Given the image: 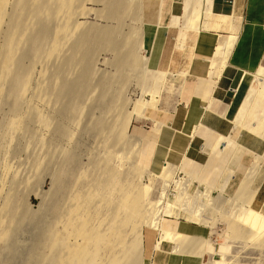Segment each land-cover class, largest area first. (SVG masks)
Masks as SVG:
<instances>
[{
	"label": "rangeland",
	"instance_id": "374dc122",
	"mask_svg": "<svg viewBox=\"0 0 264 264\" xmlns=\"http://www.w3.org/2000/svg\"><path fill=\"white\" fill-rule=\"evenodd\" d=\"M14 2L11 4L12 0H8V3H7V7L5 8V11H4V14L6 16V18H4V20L2 22H5V23H1L0 26H2V31L0 29V51L2 50V47H3V42L2 40L3 37H1L3 35V33L5 34L6 30L4 28H9V25L13 22H15L14 20H19L20 22H22V20H20L19 18H21L22 16H24V12L26 13L30 11V13H26L28 16H32V18H30V20L37 18L35 19L37 21L33 22V24H39L38 22H40V26L37 25V26H33V27H36V30H34L35 28H33L32 26H30L31 24L27 25L29 26V28H32L31 30V34L27 33V36L23 35L24 39L27 41H22L21 42V45L22 47H17L16 46V49L17 51H20L21 53H17L16 49H15V61L14 62H18V63H15L18 64L19 66H15L13 68V66H11V68L13 69H10V72L12 73H15L14 75L13 74H10L8 75V77H11V78H8L3 80L0 78V134H3V135H0V264H46V261H44L45 259H47V257L50 255L49 253L51 252V248H50V237H48V235L51 234V232H55L56 234V238H59L61 239V241L65 242L64 244L65 245H68V246H71L73 244H78L80 243V239H78L79 237H77L75 234L76 232V229H77V226L79 225V219L81 218H84V219H87V223L89 224L88 228L89 229H92V230H97L100 232L99 233H105L107 234L108 231L105 229H107V226L108 228H110L112 226H115V224H111L112 220H114L117 215H119V212L117 213V211H114L115 209V202L117 201V199L119 198L118 196H120L119 194L121 193V189H125V186H127L130 190H134V191H137V190H140L141 189V186H145V185H148L149 181H150V184L148 186H150V191L148 192V194L146 195V200L142 199V202H144L143 204H146L147 203V200H148V197L150 198L149 200L150 201H153V197L154 199H156V195H158V192L160 190V182L157 181V179H150V167H149V163H150V160L151 159V155L154 154L155 150H156V146H157V143L154 142V144L152 145H149V149L150 151H148L149 155H144L143 157H140L137 155L136 157V148L134 147H137L138 149V146L135 145L134 146V143L132 146H130L131 144H129L128 142V137L129 136V139H140V150L142 149H145L144 147V143L145 141L142 142L141 137L142 135H147V132L151 129L152 126V122L150 120H144V119H133L129 126L126 128V131H125V140L124 142L123 141H118L120 143H112V142H116L115 140H112L114 138V134H113V131L112 132H108V130L105 131L104 129V135L102 133V130L99 126L101 125L102 127L105 125L106 128L107 126L109 127V125H113L115 122L116 124H118V117L116 118L117 115L116 112H118L117 114H119V111H121V109L124 111V112H127V111H130L132 110L133 108V101L136 100L137 98H139V94H140V91H142L146 84V88H147V85L149 87V85L151 84L150 80H148L150 78V76H148L147 74L143 76H138V75H141L140 73L138 72H135V73H132V72H124V71H121L122 69L121 68H118L116 70L117 67H119V60H120V56L123 54V51L122 49L120 51H122V54L120 53V55L118 54V51H116L115 47H114V43L116 44V42L112 41V38L113 37V34H114V31L116 32V29H117V33H118V30L120 29V33H118V35H120L121 37H125L124 34H126L125 32H128V29L129 27L134 26V28H138L139 26L137 25L135 27V25H131L130 24V16L128 14L129 17L127 18L126 16H124L125 18H122L124 20H122L120 17L118 18L119 19V22L121 20V22H124V27H122V24L120 22L119 26H118V21H117V18L115 16H112V14H110L111 12V5L110 6V3L108 4L109 1H106V0H103V1H97L98 3L95 2V0H79L80 1V4L81 6L79 7L80 4H78L79 2L75 1L74 5H73V9L72 11L75 13L73 15V12H72V17L70 18L69 20V24H66V26L68 25V30L71 29L72 27V30L71 31H67L68 33V37L66 36L67 34H64L66 37H64V35H62V40H61V37L60 39H58V45L60 44L61 45V50L63 53H59L57 56L55 55V57L48 59L50 61V63L46 62V59H45V56L43 55V58L45 59L43 61V59L38 56L39 53L37 54V49H35L34 51L36 52H33L32 50L34 48H36V43H34L33 45V41L32 39H35V40H38V36H41V34L43 32H45L44 34L47 33V30L48 31H51V28H56V26L58 25V23L60 24L62 21L61 19L59 20L58 18L61 16H59L58 19L59 21L61 22H57V25L55 24L54 26L52 24H54V21L56 20L55 17L52 19L51 17V20L52 22H50L51 20L47 17L50 16V7H45V6H49L51 3H53L54 1L53 0H47L46 1V4L44 3V9L46 8L47 11L49 12L48 16H37L35 17L34 16V13L32 10V7L33 9H37V5L39 2L41 3V1H37L35 2V0L32 2L31 0H28L30 1L29 3L27 2V5L28 7H26L25 9H22V10H26V11H22L20 9V2H22L20 0V2H17L15 0H13ZM44 1V0H43ZM49 1V2H48ZM85 1V2H84ZM87 1V2H86ZM111 1V0H110ZM119 0H115L114 2H117ZM122 4L125 5L124 1L121 0ZM131 1V0H130ZM130 1H128L130 3ZM16 2V3H15ZM38 2V3H37ZM102 2V3H101ZM107 2V3H106ZM124 2V3H123ZM133 2H135V0H132V4ZM141 22L143 23V25L145 24V19H144V10H145V6H146V3H148V5L146 6L147 8H152V9H155L156 8V5H157V0H149L147 2V0H141ZM173 2H179V0H173ZM19 3V4H18ZM32 6H30L31 4ZM39 3V4H40ZM130 3V4H131ZM14 4L15 7H13L12 5ZM29 4V5H28ZM35 4V6H34ZM38 4V6H39ZM55 4V3H54ZM84 4V5H83ZM17 5H18V9H17ZM77 5V6H76ZM83 5V8H81ZM12 6V8H11ZM53 6V5H51ZM78 9H77V8ZM109 7V8H108ZM82 10H81V9ZM106 8V9H105ZM29 9V10H28ZM31 9V10H30ZM76 9V10H75ZM14 12L12 13L13 15L15 14V16H18L16 15L18 12L20 13L22 11V13L19 14L18 18H13L15 16H12V14H10V12ZM18 10V12H17ZM79 10V11H77ZM105 10V11H104ZM76 11V12H75ZM80 11L82 12L80 14ZM85 11V12H84ZM110 11V12H109ZM31 13H33V15H31ZM77 13V14H76ZM12 17H10V15ZM47 14V13H46ZM79 14V15H78ZM96 14V15H95ZM21 15V16H20ZM26 15V16H27ZM112 17H111V16ZM3 16V17H5ZM41 16V18H40ZM106 16V17H105ZM109 16L111 18H109ZM25 17V16H24ZM45 20H44V18ZM104 17V18H103ZM108 17V18H107ZM9 18V19H7ZM12 20H11V19ZM28 18L25 20H23L24 23H22L21 25H24V27H22L21 29L24 28V32L27 30L28 27L25 26V23L26 21H30L28 20ZM43 18V19H42ZM115 18V19H114ZM23 19V18H21ZM40 19L42 21H40ZM109 21H108V20ZM8 20H11L8 24L7 21ZM17 20V22H18ZM54 20V21H53ZM56 20V21H58ZM129 20V21H128ZM55 21V22H56ZM144 21V22H143ZM43 22V23H41ZM52 23V24H51ZM73 23H76V27H74ZM8 25V27H5L6 25ZM46 24V25H45ZM52 25L51 28H49L50 26ZM87 25V24H90V25H87L86 27L84 26ZM127 24V25H126ZM5 25V26H4ZM13 25L14 23L12 24L11 26V29L13 28ZM46 26L47 28L44 29L46 31H44V29L40 30L41 26ZM70 25V26H69ZM94 26V29H93V26ZM96 25V26H95ZM116 25V26H115ZM126 25V26H125ZM131 25V26H130ZM89 26V27H88ZM104 26V27H103ZM116 28V29H112L111 28ZM85 27V28H84ZM107 27V28H106ZM118 27V28H117ZM121 27V28H120ZM28 28V31H30V29ZM40 28V29H39ZM90 28V29H89ZM97 30H96V29ZM100 28V29H99ZM106 28V30L104 29ZM111 28V29H109ZM126 28V29H125ZM20 29V28H19ZM38 29L40 31H38ZM74 29V30H73ZM80 29V30H79ZM93 29V30H92ZM9 30V29H8ZM34 30V31H33ZM77 30V32H76ZM84 30V32H83ZM87 30V31H86ZM90 30V31H89ZM103 30V31H102ZM113 30V31H112ZM139 30V29H138ZM75 33H74V32ZM94 31V32H93ZM100 31V32H99ZM105 31V32H104ZM18 32V31H17ZM34 34H33V33ZM38 35H36L35 34ZM40 32H42L40 34ZM79 32V33H78ZM104 32V33H103ZM122 32V34H121ZM7 33V32H6ZM49 33V32H48ZM47 33V35H45L44 37L41 36L42 38L39 37V39L41 40V43H43L41 45L42 49H44V46L45 48L48 47V39H49V34ZM66 33V32H65ZM73 33V35L71 34ZM93 33V34H92ZM97 33V34H96ZM40 34V35H39ZM75 34V35H74ZM83 34L85 36H83ZM99 34H101L99 36ZM32 35L34 36L32 37ZM82 35V36H81ZM90 35V36H89ZM98 35V36H97ZM117 34H115V36L117 37L118 36ZM30 36V37H28ZM37 36V37H36ZM70 36V37H69ZM102 36V37H101ZM118 36L117 38L120 39L121 37ZM48 39H47V38ZM73 37V38H72ZM79 37L80 38V41H79ZM84 37H86L87 39H85ZM93 37V38H92ZM31 38V39H30ZM37 38V39H36ZM116 38V39H117ZM121 38V39H123ZM134 38L133 40L136 41V37H132ZM132 38H131V41H132ZM20 39V38H19ZM44 39V40H43ZM65 39V40H63ZM78 42H77V40ZM84 39V41H83ZM94 39V40H93ZM117 39V40H118ZM120 39V41H121ZM22 40V39H21ZM20 40V41H21ZM32 40V41H30ZM47 41L46 43H44V41ZM83 43H82V41ZM64 41V42H62ZM70 41V42H69ZM75 42L76 44H78L76 46H74V43ZM25 42V43H24ZM61 42V43H60ZM86 42V43H85ZM3 43V44H2ZM38 44H40V42L37 41ZM118 43V41H117ZM128 44L130 45L129 41H128ZM17 45H20V42L17 44ZM33 45V46H32ZM36 45V46H35ZM59 45V46H60ZM63 45V46H62ZM65 45V46H64ZM73 45V47H72ZM2 46V47H1ZM32 46V48H31ZM35 46V47H34ZM58 46V47H59ZM82 46V47H81ZM30 47V48H29ZM34 47V48H33ZM76 47H79V49ZM84 47V48H83ZM68 48V49H67ZM73 48V49H72ZM75 48V49H74ZM19 49V50H18ZM21 49V50H20ZM24 49V50H23ZM27 49V50H26ZM72 49V50H71ZM83 49V50H82ZM59 50V48H58ZM64 50V51H63ZM77 50V51H76ZM29 53H28V52ZM44 50H42L43 52ZM46 51V50H45ZM66 51V52H65ZM75 53H73V52ZM89 51V52H88ZM1 53L0 52V58H1ZM32 54L33 55V59H34V56H36L35 54H37V56L39 57L38 60L40 59V62L39 61H36L37 64H34L36 65L35 67H33V65H31L32 67H30V63H31V57H29L30 55L29 54ZM35 53V54H33ZM41 53V52H40ZM68 53V54H67ZM84 53L85 56L82 54ZM89 53V54H88ZM140 53V54H139ZM23 54V55H22ZM42 54L44 53H41L40 55L42 56ZM62 54V55H61ZM76 54L77 57H76ZM83 57H81L80 55ZM138 54L139 56H146L147 55V51L146 49H140L138 51ZM28 55V56H27ZM31 55V56H32ZM21 56H23L21 58ZM36 56V57H37ZM53 56V55H52ZM75 56V57H74ZM80 56V57H79ZM87 56L89 59H87ZM73 57V58H72ZM92 57V58H91ZM25 58V59H24ZM50 58V57H49ZM59 58V59H58ZM63 58V59H62ZM67 58V59H66ZM72 58V59H71ZM32 59V61H33ZM37 58H35L34 60H36ZM69 59H71L69 61ZM90 59L92 61H90ZM1 60V59H0ZM26 60V61H25ZM62 60V61H61ZM64 60V61H63ZM68 60V61H66ZM44 62L45 64H51L46 66L45 67V64L44 63H41V62ZM51 61H56L55 63L54 62H51ZM61 61V63H60ZM67 64H66V62ZM71 61H73V64H70ZM78 61V62H77ZM85 61V62H84ZM89 63H88V62ZM20 62V63H19ZM30 62V63H29ZM41 63L42 65H44V68L46 69H42L43 66L41 64H38ZM71 65H69L68 64ZM77 62V64H76ZM87 62V63H86ZM92 62V63H90ZM60 63V64H59ZM79 63V64H78ZM33 64V62H32ZM46 64V65H47ZM58 64V65H57ZM62 64V65H61ZM64 64V65H63ZM85 64V66H84ZM29 70L30 68H32L33 70L31 71V73H33L31 75V73H29L30 71L27 70L26 73H24L23 71H26L25 70V67H22L24 66ZM79 65V66H78ZM89 65V66H88ZM93 65V66H92ZM60 66V67H59ZM67 66V67H66ZM76 66V67H75ZM92 66V68H91ZM18 67V68H17ZM42 67V68H41ZM49 67V68H48ZM69 67V68H68ZM72 67V69H71ZM75 67V68H74ZM17 68V69H16ZM23 68V69H22ZM54 70H53V69ZM56 68V69H55ZM61 69V72L59 71V69ZM65 68V69H64ZM68 68V69H67ZM86 70H85V69ZM90 68V69H88ZM151 68V67H150ZM21 69H22V72H21ZM41 69L43 71H41ZM58 69V70H57ZM74 69V70H73ZM98 69V70H97ZM12 70V71H11ZM17 70V71H16ZM20 70V71H18ZM31 70V69H30ZM40 70V71H39ZM66 73L64 75V73ZM91 70V71H90ZM93 70V72H92ZM96 70V72H95ZM103 70V71H102ZM117 72H116V71ZM39 74L42 73V72H47L48 74H45V73H42L44 75H42V78L45 79L44 77H47L46 78L47 80H43L40 76L41 74L39 75V79H37L38 77V72ZM54 71V72H53ZM58 71V72H57ZM69 71H70V74H69ZM84 71V72H83ZM90 71V72H89ZM50 72V73H49ZM52 72V73H51ZM57 72V73H56ZM72 72V73H71ZM100 72V73H99ZM110 72V73H108ZM116 72V73H115ZM54 73V74H53ZM56 73V74H55ZM74 73V75H73ZM99 75H97V74ZM103 73V74H102ZM107 73V74H106ZM24 74H26V77H30L32 79L28 80L26 77V80H27V85H26V89L24 91V89L21 90L20 86L21 85H18L20 84V81L21 80H25L24 78H22ZM28 74V75H27ZM52 74V75H51ZM63 76H62V75ZM79 74V75H78ZM88 74V75H86ZM94 74V75H93ZM114 74V75H113ZM30 75V76H29ZM34 75V76H33ZM47 75V76H46ZM58 75V76H57ZM61 75V76H60ZM93 75V76H91ZM112 75V76H110ZM20 76V78H17V77ZM44 76V77H43ZM53 76V77H52ZM66 76V77H65ZM87 76V77H86ZM95 76V77H94ZM98 76V77H97ZM100 76V77H99ZM107 76H109L108 78H106ZM146 76V77H145ZM15 77V78H13ZM51 77V78H50ZM56 77V78H54ZM59 77V79H57ZM62 77V78H61ZM71 77V78H70ZM81 77V78H80ZM83 77H85L86 79H84ZM143 77V78H142ZM40 78L43 80V84L40 85L38 84L39 81H40ZM55 80H54V79ZM69 78V79H68ZM93 78V79H92ZM61 79V80H60ZM67 79V80H65ZM72 79V80H71ZM80 79V80H79ZM104 79V80H103ZM177 83H176V76L175 75H168L166 76L165 80H164V84L163 86L161 87V90L160 91V95L158 98V103H157V109H147L145 111V114L154 120L157 119V118H162L164 117V115H168L169 111L171 110V108L173 106H175L176 104V85L179 83V80L180 78H177ZM250 79V78H249ZM36 80H39L36 82ZM52 80V81H51ZM145 80V81H144ZM7 81V82H6ZM11 81V82H9ZM29 81V83H28ZM45 81V82H44ZM54 81V83H53ZM69 84H68V82ZM83 81H84V85H83ZM2 82V83H1ZM19 82V83H17ZM42 82V81H41ZM60 82V83H58ZM109 82V83H108ZM5 83V84H4ZM39 86V87H34V86H37L36 84ZM49 83V84H48ZM52 83V84H50ZM67 84L66 85H64ZM80 83V84H79ZM91 83V84H90ZM106 83V84H105ZM148 83V84H147ZM46 84V85H44ZM58 84V85H57ZM60 84V86H59ZM86 84V85H85ZM89 84V86L87 85ZM101 84V85H100ZM108 84V85H107ZM5 85V86H4ZM10 87H9V86ZM18 85V87L16 86ZM69 85L70 87L72 88H69ZM75 85V86H74ZM77 85V86H76ZM79 85V86H78ZM81 85V87H80ZM93 85V86H92ZM110 85V86H109ZM116 85V86H115ZM48 86V87H47ZM51 86V87H50ZM54 86V87H53ZM56 86V87H55ZM63 86V89L62 87ZM97 86V87H95ZM101 86L99 89L98 87ZM111 88L109 89L108 88ZM245 86V85H244ZM40 87L44 88L42 89L43 91H45L46 94H43V95H39L41 93H43L41 90L39 92V89ZM60 87V89H59ZM67 87V88H66ZM85 89H83V88ZM92 87H95V88H92ZM16 88V89H15ZM19 88V89H18ZM30 88V89H29ZM39 88V89H38ZM47 88V89H46ZM49 88V89H48ZM81 90H80V89ZM88 88V89H87ZM105 88V89H104ZM117 88V89H116ZM120 88H121V91H120ZM143 88V89H141ZM4 89V90H3ZM11 89V90H10ZM34 89V90H33ZM35 89H37V91H35ZM57 89V90H56ZM59 89V90H58ZM116 89V90H115ZM10 90V91H9ZM19 90V91H18ZM33 90V92H32ZM72 90H74L72 92ZM77 90V91H76ZM90 90V91H89ZM97 90V91H96ZM107 90V91H106ZM109 90V91H108ZM5 91V92H3ZM14 91V92H13ZM21 91H23L24 93H20ZM57 91V93L55 92ZM62 91V92H61ZM64 91V93H63ZM118 91V92H117ZM18 92H19V96H18ZM39 92V94L37 93ZM76 92V93H75ZM84 92H87L84 94ZM97 92V93H96ZM99 92V93H98ZM110 92V93H109ZM126 92V93H125ZM243 92H244V87H243ZM2 93V94H1ZM4 93V94H3ZM74 93V94H73ZM105 93V94H104ZM116 93V95H115ZM132 93V94H131ZM35 94H37L39 96H35ZM58 94V95H57ZM84 94V95H82ZM118 94V95H117ZM32 95V96H30ZM47 97H46V96ZM53 95V96H52ZM68 95V97H67ZM75 97H74V96ZM82 95V96H81ZM94 95V96H93ZM106 95V97L104 96ZM125 97H124V96ZM243 95V93H242ZM22 96V97H21ZM42 96L43 98L46 97V101H48V103H51L50 104H46V101H42ZM45 96V97H44ZM53 98H52V97ZM72 96V97H71ZM85 96V97H84ZM90 96V97H89ZM97 96V97H96ZM33 98V99H30ZM35 97V98H34ZM38 99H37V98ZM63 97V98H62ZM82 97V98H81ZM100 97V98H99ZM123 97V98H122ZM19 98V99H18ZM21 98V99H20ZM23 98V99H22ZM42 98V99H40ZM48 98V99H47ZM49 98H50V101H49ZM57 98V99H56ZM96 98V99H95ZM115 98V99H114ZM116 98L118 100H116ZM149 97H145V99H148ZM18 99V100H17ZM37 99V100H36ZM61 99V100H60ZM78 99V100H77ZM82 99V101H81ZM122 99V100H121ZM128 99V100H127ZM132 99V101H131ZM40 100V102L38 101ZM58 100V101H56ZM71 100V101H69ZM90 100V101H88ZM120 100V101H119ZM125 100V101H124ZM18 101V103H17ZM62 103H61V102ZM65 101V102H64ZM67 101V102H66ZM112 101V102H110ZM117 101H119V105L117 103ZM128 101H131L130 103ZM256 101L258 102V107H257V112L255 115H252L251 119L253 122H251V119L246 123L244 124L243 127H239L237 129V131H234L233 128H232V132L230 134L233 133L234 131V134L231 135V138L234 139L235 142H237L238 144L244 146L246 149L252 151L253 153V156L252 155H248L245 163L243 165H248V163H251L252 162V157L253 158V162L255 160V164L258 165V168H257V171H256V175H255V180H254V186L253 187H257L258 186V189H257V192L255 194V199L257 201H259L261 203L260 205V211H262L264 213V174L262 172H264V137H262V135L264 136V98L259 95L257 98H256ZM29 102V103H28ZM44 102L45 105L42 106V103ZM55 102V103H54ZM84 102V104H82ZM92 102V103H90ZM95 104H94V103ZM99 102V104H98ZM101 102V103H100ZM110 104H109V103ZM123 102H128L127 104L126 103H123ZM32 103V104H31ZM41 103V104H40ZM43 103V104H44ZM108 103V104H107ZM113 103V105H112ZM124 105H123V104ZM30 104V105H29ZM63 104V105H62ZM67 104V105H66ZM120 104H122V106L119 108ZM86 105V106H85ZM106 105V106H105ZM108 105V106H107ZM22 106V107H21ZM29 106V107H28ZM32 106H35L36 108L38 107V110L41 109L39 112V114H41L42 112V115H45L44 118L42 117V121L39 123H37V114H38V110L35 111L37 114L35 115V112H34V108L32 110ZM49 108H48V107ZM68 106V107H67ZM79 106V107H78ZM89 109H88V107ZM104 106V107H102ZM117 106V107H116ZM125 106V107H123ZM43 107V109H42ZM82 109H81V108ZM94 109H93V108ZM115 107V108H114ZM123 107V108H122ZM128 107V108H127ZM60 108V109H59ZM87 108V109H86ZM109 108V109H107ZM160 108V109H159ZM9 109V110H8ZM28 109V110H27ZM49 109V110H48ZM63 109V110H62ZM81 109V110H79ZM97 109V110H96ZM104 109V110H103ZM111 109L113 110V114L111 112ZM117 109V110H115ZM127 109V111H125ZM16 110V111H15ZM43 110V111H42ZM85 110V111H84ZM109 112L107 114V112ZM19 111V112H17ZM64 111V112H63ZM87 111V112H86ZM91 111V113L89 112ZM167 111V112H166ZM30 112V113H29ZM32 112H34L33 114H31ZM44 112V113H43ZM57 112V113H56ZM62 112V113H61ZM82 112V113H81ZM86 112V114H85ZM100 112V113H99ZM105 112V113H104ZM10 113V114H9ZM93 113V114H92ZM99 113V114H98ZM104 113V114H103ZM3 114V115H2ZM12 114V115H11ZM19 114V115H18ZM24 114V115H23ZM26 114V115H25ZM83 114V115H82ZM112 114V115H111ZM16 115L17 118H21L20 119V122L18 124V122H16V126H18L17 128L15 126H11L12 130L10 129V125L8 126V123L9 121ZM21 115V116H20ZM48 115V116H47ZM85 115V116H84ZM93 115V116H91ZM103 119H102V117ZM104 115V116H103ZM2 116V117H1ZM3 116H4V119H3ZM34 119H32V117ZM35 116V117H34ZM63 116V117H62ZM46 117V118H45ZM48 117V118H47ZM91 117V118H90ZM115 117V118H113ZM36 118V120H35ZM61 118V120H60ZM75 118H76V121H75ZM95 118V119H93ZM113 118V119H111ZM254 118V119H253ZM8 119V121H7ZM14 119V118H13ZM31 119V121H30ZM45 119L46 122L43 120ZM68 119V120H67ZM72 119V120H70ZM102 119V120H101ZM111 119V120H110ZM118 119V120H117ZM34 120V121H33ZM48 120V122H47ZM50 120V121H49ZM100 120V121H99ZM105 120V122H104ZM158 120V119H157ZM45 123H44V122ZM57 121V122H56ZM98 121L100 123H98ZM107 121V122H106ZM110 121V123L108 122ZM112 121V122H111ZM160 121V120H159ZM43 122V124H41ZM105 124H104V123ZM33 123V124H32ZM76 123V124H75ZM87 123V124H85ZM7 127H6V125ZM18 124V125H17ZM37 124V125H36ZM45 124V125H44ZM53 124V125H52ZM73 124V125H72ZM75 124V125H74ZM90 124V126L88 125ZM104 124V125H103ZM26 125V126H25ZM51 126V128L49 127ZM65 126V127H64ZM86 126V127H84ZM93 126V127H92ZM98 126V127H97ZM233 126V125H232ZM4 127V128H3ZM29 127V129H28ZM43 127V128H42ZM61 127V128H60ZM64 127V128H63ZM82 127V128H81ZM17 130H16V129ZM37 128V129H36ZM55 128V129H54ZM97 129V130H94V129ZM3 129V130H2ZM7 129V130H6ZM13 129H15L13 131ZM48 129V130H47ZM54 129V130H53ZM88 129V130H87ZM23 130V131H22ZM30 130V131H29ZM53 130V131H52ZM93 130V131H91ZM101 130V132L99 131ZM17 131V132H16ZM25 131V132H24ZM51 131V132H50ZM55 131V132H54ZM61 131V132H60ZM90 131V132H89ZM97 131L98 133H100L98 136H97ZM152 131V130H151ZM12 132V133H11ZM37 132V133H36ZM40 132V133H39ZM66 132V133H65ZM73 132V134L71 135L70 133ZM86 132V133H85ZM106 132V134H105ZM13 135H11V134ZM54 133V134H53ZM58 133V134H57ZM93 133H94V136H93ZM110 133V134H108ZM152 133H154L152 131ZM7 134V135H5ZM37 134V135H36ZM49 134V135H48ZM56 134V135H55ZM66 134V135H65ZM96 134V135H95ZM58 135V136H57ZM69 135V136H68ZM91 135V136H90ZM101 135V136H100ZM68 136V138H67ZM93 136V137H92ZM106 136V137H105ZM108 136V137H107ZM110 136L112 138H110ZM139 136V137H138ZM2 137V138H1ZM10 137V138H9ZM105 139H104V138ZM133 137V138H132ZM146 136L142 137L143 139L145 138ZM262 137V138H261ZM6 138V139H5ZM40 138V139H39ZM60 138V139H59ZM71 138V139H70ZM102 138V139H101ZM37 139V140H36ZM47 139V140H46ZM58 139V140H57ZM98 139V140H97ZM263 139V140H262ZM39 140V141H38ZM60 140V141H59ZM104 140V141H103ZM109 140V141H108ZM36 141V142H35ZM49 141V142H48ZM102 141H103V144H102ZM108 141V142H106ZM38 142V143H37ZM54 142V144L52 145V143ZM99 142V143H98ZM105 142L107 144H105ZM7 143V144H6ZM46 143V144H44ZM48 143V144H47ZM51 143V144H49ZM64 143V144H63ZM77 143V144H76ZM95 143V144H94ZM98 143V144H97ZM124 143V144H123ZM57 144V145H56ZM60 144V145H59ZM76 144V145H75ZM105 144V146H104ZM112 144V145H111ZM114 144V145H113ZM117 144V145H116ZM129 144V145H128ZM137 144V143H135ZM45 145V146H44ZM52 145V146H51ZM61 147H59V146ZM108 145V146H107ZM116 145V147H114ZM121 145V146H120ZM42 146V147H41ZM50 146V147H49ZM118 146V147H117ZM133 148L131 149L130 147ZM59 147V148H58ZM65 147V148H64ZM82 147V148H81ZM93 147V148H92ZM107 147V148H106ZM110 147V148H109ZM126 147V149H125ZM40 148V149H39ZM48 148V149H47ZM88 148V149H87ZM99 148V149H98ZM101 148V149H100ZM122 148V149H121ZM130 148V150H128ZM45 149V151L43 150ZM54 149V150H53ZM72 149V150H71ZM76 149V150H75ZM96 149V150H95ZM109 151H112L114 150L113 152H109ZM111 149V150H110ZM32 150V151H31ZM41 150V151H40ZM49 150V151H48ZM65 150V151H64ZM68 150V151H66ZM90 150V151H88ZM127 150L128 153H126L125 151ZM135 150V151H132ZM39 153H38V152ZM43 151V152H42ZM47 151V152H46ZM85 151V152H84ZM94 151V152H93ZM122 151V152H121ZM129 151H131L129 153ZM50 152V153H49ZM66 152V154L64 153ZM81 152V153H80ZM83 152V153H82ZM97 152V153H95ZM104 152V153H103ZM109 152V153H107ZM121 152V153H120ZM125 152V153H124ZM42 153H43V157H42ZM73 153V154H72ZM80 153V154H79ZM85 153V155H84ZM90 153V154H89ZM101 153V154H100ZM120 153V154H119ZM131 153H135V155H132ZM34 154V155H33ZM41 154V156H40ZM48 154V155H47ZM75 154V155H74ZM102 154H106V155H102ZM110 156H108V155ZM118 154L117 157H115L116 155ZM124 154V156H123ZM128 156H127V155ZM47 155V156H46ZM76 155H79V156H76ZM88 155V156H87ZM114 155V156H113ZM131 155V156H129ZM35 156V157H34ZM71 156V157H70ZM91 156V157H89ZM97 156V157H96ZM101 156V157H100ZM107 158H106V157ZM122 156V157H121ZM135 156V157H134ZM259 156V157H258ZM261 156V157H260ZM34 157V159H33ZM38 159H37V158ZM70 157V158H69ZM77 157V158H76ZM81 157V158H80ZM96 159H95V158ZM99 157V158H98ZM105 159H104V158ZM111 160H108L109 158ZM114 157V158H113ZM129 157V158H127ZM136 159V161L133 159ZM228 157V154H224L223 155V158H227ZM258 158V159H255V158ZM43 158V159H41ZM51 158V159H50ZM55 158V159H54ZM90 159L87 160V159ZM122 158V159H121ZM131 158V159H130ZM73 159V160H72ZM92 159V160H91ZM116 159V160H115ZM33 160V161H32ZM81 160V161H80ZM118 160V161H117ZM122 160V161H121ZM126 160V161H125ZM131 160V161H130ZM92 161V162H91ZM97 161V162H96ZM101 161V162H100ZM104 161V162H103ZM107 161V162H106ZM109 161V163H108ZM116 161V162H115ZM133 161V162H132ZM169 163H172L170 162L169 160H167ZM70 162V163H69ZM76 162V163H75ZM90 162V163H89ZM94 162V163H93ZM107 165L106 167H104L105 165ZM111 162V163H110ZM121 162V163H120ZM124 162V163H123ZM128 162V164H127ZM36 163V164H35ZM74 163V164H72ZM81 163V164H80ZM100 163H102L100 165ZM108 163V164H107ZM174 163V162H173ZM7 164V165H6ZM33 164V165H31ZM79 165V166H76V165ZM90 166V164H92L90 167L87 166V165ZM123 164V165H122ZM57 165V166H56ZM99 165V166H98ZM110 167H109V166ZM133 165V166H132ZM252 164H250V167H251ZM7 166V167H6ZM67 166V167H66ZM69 166V167H68ZM77 168H76V167ZM103 166V167H102ZM116 166V167H115ZM118 166V167H117ZM139 166L141 167V169L139 168ZM33 167V168H32ZM37 167V168H36ZM61 167V168H60ZM83 167V168H82ZM85 167V168H84ZM87 167V173L85 171ZM95 167V168H94ZM98 167V168H97ZM109 167V168H108ZM113 169H112V168ZM124 167V168H123ZM133 167V168H132ZM139 168L140 170L138 169H135V168ZM2 168V170H1ZM4 168V169H3ZM57 168V169H56ZM71 168V169H70ZM73 168V169H72ZM90 168V170H88ZM97 168V170H96ZM105 169V170H108L106 171V174H105V171L101 170V169ZM260 168V170H259ZM30 169V171H29ZM56 169V170H55ZM263 169V170H262ZM79 170V171H78ZM95 170V171H93ZM116 170L117 173L113 172V171ZM123 171L124 170V173L120 171ZM133 170V171H132ZM135 170V171H134ZM143 170V171H142ZM259 170V171H258ZM56 171H57V174H56ZM69 171V172H68ZM78 171V173H77ZM100 171L103 173H100ZM131 171V172H130ZM160 171V168L158 170V172H155V173H159ZM33 172V173H32ZM55 172V173H54ZM59 172V173H58ZM81 172V173H80ZM113 172V176L116 175V177L118 176V178H115L110 175V173ZM129 172V173H127ZM135 172H137L135 174ZM141 172V173H139ZM142 172H144L142 174ZM149 172V173H148ZM218 171L215 170V173L217 174ZM8 173V174H6ZM60 173H64L63 175H61ZM84 173V174H82ZM86 173V175H85ZM88 173L90 174L88 175ZM96 173V174H95ZM108 173V174H107ZM115 173V174H114ZM215 173H211L210 175L208 174L207 176L204 175L202 173L203 176V182L205 183L204 185L203 184H199L196 180H192V182H189V176L188 175H185L183 172H180V171H176L175 174H174V180H179L181 181L182 183H185L187 182L185 188H186V192L189 196L191 197H195L193 195L197 194V192H203V190H205L204 186L206 185L208 188L212 189L209 193V200H216L215 201V204L216 202L219 204L220 207H218V204H217V207H211L210 205V209H208L209 211H212L209 213V216H207L208 218H206V215L204 216V218L207 220V222H212L213 224H216V225H211L212 227H210L209 224H204V225H198V224H195V223H190V222H187L185 221V217L183 214H181L180 216H176V212L177 213H180V211H177L176 210V205L174 206V210H172V217H167L168 219H171V220H175V221H178V222H181V223H184V224H189L191 225V229L195 230L196 227H200V230H202L203 234L201 236H198L200 238H204L205 242H208L207 244L205 245H208L209 244V247L206 246H202L203 248H206L203 250L204 253H202V257L201 259L199 260V263L200 264H264V235H259L261 239L258 235H254L252 233L251 235V232H253V229L249 228V230H247V228L245 226V224H243L242 222H240V224H237L239 223L238 221L239 220H236L237 218L235 217V215L237 214H234V210H236L238 208V206L240 207V205L242 206V201L241 200H238V201H235L233 200L234 197H233V192L236 188V183L238 181V179L241 177V172H237L236 173V177H234L232 179V181L230 183H227L226 182V187L224 189V192L222 189H220V185L219 184L218 186H216V184L214 183L216 179V174ZM3 176H2V175ZM17 174V175H16ZM40 176H39V175ZM56 174V175H55ZM81 174V175H79ZM95 174V175H94ZM105 174V175H104ZM125 174V175H124ZM148 174V175H147ZM244 174V173H242ZM260 174V175H259ZM6 175V176H5ZM53 175V176H52ZM85 175V176H84ZM109 175V176H108ZM129 175V176H128ZM134 175V176H133ZM192 175V174H191ZM212 175V176H211ZM245 175L247 176L246 180H245V185H243L242 187V190L240 192H242V195L244 196V191L247 187V184L250 180V175L245 173ZM258 175L260 176V178H258ZM14 176V177H12ZM16 176V177H15ZM55 176V177H54ZM80 178V179H78ZM94 176V177H93ZM102 176H104L105 178H103ZM108 176L109 178L111 177V187L113 188L114 187V190L111 188V187H107L106 188V185L107 184L106 180H108L109 178L106 177ZM128 176V177H127ZM136 176V177H135ZM140 176V177H139ZM23 177V178H22ZM85 177V178H84ZM95 177H98L100 179H96ZM127 177V178H126ZM135 177L136 179L134 180ZM148 177V179H147ZM6 178V179H5ZM17 178V179H16ZM53 178V179H52ZM83 178V179H82ZM89 178V179H87ZM122 178V179H121ZM130 178V179H129ZM133 178V179H131ZM177 178V179H176ZM76 179V180H75ZM86 179V180H85ZM94 181H93V180ZM118 181L119 183L117 184V182L115 181ZM118 179V180H117ZM5 180V181H4ZM21 180V182H20ZM23 180V181H22ZM25 180V181H24ZM79 180V181H78ZM85 182H84V181ZM101 182H105L104 184V188L99 185L100 184V181ZM112 180H114V182H112ZM127 180V181H126ZM129 180V181H128ZM133 180V181H132ZM139 180V181H138ZM149 180V181H148ZM159 180V179H158ZM217 180V179H216ZM261 180V181H260ZM78 181V182H77ZM82 181V182H81ZM87 181V182H86ZM89 181V182H88ZM110 179L108 180V183H109ZM123 181V182H122ZM133 183H132V182ZM135 181V182H134ZM17 182H19L17 184ZM76 182V183H75ZM81 182V183H80ZM84 182V183H83ZM97 184H96V183ZM116 182V183H115ZM152 182H153V185H152ZM155 182V183H154ZM157 182V184H156ZM4 183V184H3ZM64 183V184H63ZM67 183V184H65ZM73 183V184H72ZM80 183V184H78ZM88 183V184H87ZM102 183V184H103ZM129 185H127V184ZM135 183V184H134ZM139 183V184H137ZM12 184V185H11ZM69 184V185H68ZM71 184V185H70ZM81 184H85V185H81ZM116 184V185H115ZM132 184V185H131ZM174 186H173V185ZM169 185V187L167 189L169 190H166V198H168V201L169 202H172L173 201V197L176 196V190L174 191V189H176V186L174 183H172ZM189 184V185H188ZM65 185V186H64ZM67 185V186H66ZM82 188H81V186ZM89 185V186H88ZM98 185V186H97ZM110 186V184H107V186ZM125 185V186H124ZM137 185V186H136ZM159 185V186H158ZM188 185V186H187ZM3 186V187H2ZM73 186V187H72ZM88 186V188H87ZM92 188H91V187ZM94 186V187H93ZM97 186V187H96ZM116 186V187H115ZM118 186V187H117ZM119 186H121L119 188ZM124 186V187H123ZM130 186V187H129ZM140 186V188H139ZM157 186L159 188H157ZM216 186V187H215ZM78 187V188H77ZM100 187H102L100 189ZM184 187V186H183ZM80 188V189H79ZM111 190H109V189ZM119 188V189H118ZM126 188V189H128ZM135 188V189H134ZM138 188V189H136ZM158 190H156V189ZM219 188V189H218ZM73 189V190H72ZM75 189V190H74ZM82 189V190H81ZM85 189H86V192H85ZM97 189V190H96ZM107 189V190H106ZM207 189V188H206ZM100 190H103L100 191ZM113 190V191H112ZM116 190V191H115ZM120 190V192L118 191ZM156 190V191H155ZM2 191V192H1ZM73 191V192H72ZM76 191V192H75ZM80 194H78L79 192ZM91 191V192H89ZM96 191H100V195H101V199H100V195L99 194H96V197L95 196V193H98ZM112 193H110V192ZM85 193H89V197H88V194H84ZM95 192V193H94ZM109 193L106 194V193ZM114 192V193H113ZM117 192V193H116ZM76 193V194H75ZM91 193V195H90ZM150 193V194H149ZM70 194V195H69ZM118 194V195H117ZM156 194V195H155ZM175 194V196H174ZM237 194V193H236ZM77 195V197L80 195L79 198L75 197ZM85 195V196H84ZM93 195L94 199L91 198ZM8 196V197H7ZM70 196V197H69ZM87 196V197H86ZM108 197V200L106 199ZM111 196V197H110ZM114 196V197H113ZM156 196V197H155ZM220 196V197H219ZM6 199H5V198ZM12 197V199H11ZM86 197V198H85ZM105 197V201H104V198ZM118 197V198H117ZM152 197V198H151ZM59 198V199H57ZM70 198V199H69ZM73 198V199H72ZM97 198V200H96ZM99 198V199H98ZM111 198V199H110ZM230 198H231V201H230ZM54 199V201H53ZM82 199V200H81ZM85 199V200H83ZM90 199V200H89ZM93 199V200H92ZM103 199V201H102ZM109 199H110V202H109ZM218 199V201H217ZM220 199V200H219ZM71 200V201H69ZM75 200H79L78 202H76ZM81 200V201H80ZM99 200V201H98ZM107 200V202H106ZM114 200V201H113ZM197 200V199H196ZM208 200V201H209ZM233 200V201H232ZM7 201V203H6ZM9 201V202H8ZM52 201V202H51ZM75 201V203L73 202ZM84 201V203L82 202ZM94 201V202H93ZM207 201V202H208ZM11 202V203H10ZM71 202V203H70ZM86 202V203H85ZM91 202V203H90ZM104 202H106L107 204L110 203L111 206L114 208L112 209L110 204L109 206H106L107 204H105ZM112 202V203H111ZM211 201H209V204ZM240 202V203H239ZM50 203V204H49ZM65 203V204H64ZM81 203V204H80ZM88 203V205H87ZM94 203V204H93ZM102 203V204H101ZM214 203V202H213ZM12 204V205H11ZM67 204V205H66ZM70 204V205H69ZM71 204H73L71 206ZM76 204V205H74ZM96 204V205H95ZM114 206H113V205ZM2 205V206H1ZM4 205V206H3ZM10 205V206H9ZM54 205V206H53ZM61 205V206H60ZM66 205V206H65ZM79 205V206H78ZM89 205H92L91 207ZM236 205H238L236 207ZM7 206V207H6ZM48 206V207H47ZM50 206V207H49ZM70 208H69V207ZM87 206H89V208H87ZM106 206V207H105ZM143 206L145 205H142V208ZM52 207V208H51ZM62 207V209H61ZM73 207V208H71ZM75 207V208H74ZM78 207H80L78 209V213L75 212L74 209H77ZM83 207H86L83 208ZM93 207V208H92ZM94 207H97L95 208L96 210H94ZM101 207V210L100 208ZM108 207V209H106ZM110 207V208H109ZM146 207L147 208H143L144 212H149V209L148 207L150 206H147L146 204ZM236 207V208H235ZM9 208V209H8ZM59 208V210H58ZM82 208V209H81ZM103 208V209H102ZM220 208V209H219ZM13 209V210H12ZM53 209V210H52ZM69 209V210H68ZM98 209V210H97ZM110 209V210H109ZM112 209V210H111ZM148 209V210H147ZM234 209V210H233ZM58 210V211H57ZM71 210H72V213H71ZM74 210V211H73ZM86 210V211H85ZM93 210V211H92ZM100 210V211H99ZM108 210V211H106ZM116 210V209H115ZM233 210V211H232ZM239 210V208L237 209V211ZM9 211V212H8ZM13 211V212H12ZM50 211V212H48ZM51 211H52V214H51ZM56 211V212H55ZM83 211V213H82ZM89 213H88V212ZM96 211V212H95ZM99 211V212H98ZM103 211V212H102ZM112 211H114L113 213H116V216L115 214L113 215ZM214 211V212H213ZM61 212V213H60ZM68 212V213H67ZM81 212V213H80ZM106 212H107V215H110L109 218L107 215H106ZM110 212V213H109ZM143 212V215L144 216V213ZM147 212V213H148ZM218 212V213H217ZM13 213V214H12ZM16 213V214H15ZM46 213V214H45ZM58 213V215H57ZM66 213V214H65ZM75 215H74V214ZM88 213V214H87ZM101 213V214H100ZM217 213V214H216ZM239 213V211H238ZM56 214V215H54ZM65 214V215H64ZM70 214V215H69ZM105 214V215H104ZM174 214V215H173ZM222 214V215H221ZM234 214V215H233ZM45 215H48V216H45ZM53 215V216H52ZM71 215H74V216H71ZM79 215V216H78ZM87 215V217H86ZM91 215V216H90ZM94 215V216H93ZM99 217H98V216ZM147 215V214H145ZM224 215V216H223ZM232 215V216H231ZM44 216V217H42ZM56 216V217H55ZM61 216V217H60ZM65 216V217H64ZM68 218H67V217ZM115 216V218L113 219V217ZM176 216V217H175ZM223 216V218H222ZM41 219H40V218ZM51 217V218H50ZM79 217V218H78ZM97 217V218H95ZM105 217V219H104ZM147 216H145L144 218H146ZM226 217V218H225ZM229 217V218H227ZM46 221H45V219ZM49 218V220H48ZM56 218V219H55ZM65 218V219H64ZM71 218V219H70ZM89 218V220H88ZM93 218V219H92ZM103 218V219H102ZM109 218V219H108ZM166 217H163L161 222H160V225L167 229L166 227V224L163 225V222L166 223L165 220H168ZM231 218V219H230ZM236 218V219H235ZM68 219V220H66ZM91 219V220H90ZM97 221H96V220ZM235 219V220H234ZM63 220V221H62ZM71 221V223H73L72 227L70 226L71 224L69 223ZM94 220H95V224L94 223ZM143 220V219H142ZM217 220V221H216ZM230 220V221H229ZM51 221V222H50ZM57 221V222H56ZM77 221V222H76ZM92 221V222H90ZM99 221V222H98ZM105 223H104V222ZM107 221H108V224H107ZM234 221V222H232ZM236 221V223H235ZM46 222V223H45ZM56 222V223H55ZM68 222V223H67ZM228 222V223H227ZM230 222V224H229ZM51 225H50V224ZM65 226H64V224ZM78 223V224H76ZM104 223V224H102ZM43 224V225H42ZM48 224V225H47ZM60 224V225H59ZM68 224V226H67ZM70 224V225H69ZM75 224V225H74ZM106 224V225H105ZM140 224V223H139ZM138 224V225H139ZM238 226L239 225V228H241L242 232L240 234V236L238 235H234L235 233L231 232V228L232 226ZM234 224V225H233ZM237 224V225H235ZM242 224V226H240ZM94 225V226H93ZM206 225V226H205ZM245 225V226H244ZM48 226V227H47ZM52 226V227H51ZM57 226V227H56ZM103 226V227H102ZM231 226V228H230ZM69 227V228H68ZM75 230H73L72 228H75ZM97 228V229H94ZM99 227V228H98ZM142 229H141V228ZM170 227V226H168ZM210 227V228H208ZM248 227V226H247ZM50 228V231L49 233L47 232ZM52 228V229H51ZM68 228V229H67ZM104 228V229H103ZM138 231L134 230L132 228L131 225H126L122 228V233H121V236L125 235V237L122 238V244H118L117 242H115V244L113 245L114 248L115 245L117 246V248L114 250V249H111L110 252H112L110 254L109 250L107 251L106 248L103 246H99L98 247V252L101 253L103 252V254H99L97 253V257L99 258L98 260V263H107V261H109V258L112 257L114 255L115 256H118L119 257V254L122 250L123 247H126L129 246V244L132 243V241L135 239V236L137 234H134V233H137V232H141L140 234V238L142 240V246L140 248L141 249V252L139 255V258L141 257L142 258H145L147 260H149V263L150 264H167L168 262V259H169V253L168 255L165 253L164 255L165 258L163 257L162 259H153V258H148L146 255H145V251H144V248H143V234L146 232V231H149L151 233H153L155 235L156 238V242L159 238V232L155 229H150V228H147L146 226H144L143 224L139 227ZM54 229V230H53ZM64 234H63V231ZM131 229V230H130ZM141 229V230H140ZM245 229V230H244ZM67 230V231H66ZM74 232H72V231ZM103 230L105 232H103ZM127 230V231H126ZM140 230V231H139ZM170 231L172 232H176L175 229L173 228H169ZM125 233H124V232ZM246 231V233H245ZM69 232V234H68ZM72 234H71V233ZM107 232V233H106ZM128 232V233H127ZM181 233H184L182 231H180ZM192 232V233H193ZM250 232V233H249ZM6 233V234H5ZM9 233V234H8ZM15 233V234H14ZM44 233V235H43ZM48 233V234H47ZM133 233V234H132ZM191 233V234H192ZM8 234V235H7ZM54 234V233H53ZM58 234V235H57ZM70 234L72 235L70 237ZM75 234V235H74ZM245 234V235H244ZM249 234V236H248ZM68 235H69V238H68ZM253 237H251V236ZM6 236V237H5ZM67 236V237H66ZM79 236V235H78ZM191 236V235H190ZM257 236V237H256ZM4 237V238H3ZM8 237V238H7ZM12 237V238H11ZM14 237V238H13ZM45 237V238H44ZM66 239H65V238ZM16 238V239H15ZM74 238V240H73ZM127 238V239H126ZM241 238V239H240ZM259 238V239H258ZM5 239V240H4ZM7 239V240H6ZM49 239V240H48ZM58 239V240H59ZM129 239V240H128ZM248 239V240H247ZM11 240V241H10ZM67 240H70L68 241L67 243ZM77 240V241H76ZM125 240V241H124ZM7 241V242H6ZM10 241V243H9ZM127 241V242H126ZM233 241V242H232ZM247 241V242H246ZM6 242V243H5ZM35 242V243H34ZM125 242V244H124ZM155 242V243H156ZM161 245L162 244H170L172 245V248L175 246V243H173V241L171 242L170 240H162L161 241ZM260 242V243H259ZM258 243V244H257ZM9 244V245H8ZM12 244V245H11ZM48 244V245H47ZM225 244V245H224ZM33 245V246H32ZM119 245V246H118ZM160 245V246H161ZM235 245V246H234ZM12 246V247H11ZM123 246V247H122ZM2 247V248H1ZM33 247V248H32ZM49 247V248H48ZM201 247V248H202ZM14 248V249H13ZM32 248V249H31ZM113 248V247H112ZM160 248V247H159ZM171 248V249H172ZM6 251H5V250ZM64 249V250H63ZM101 249V250H100ZM259 249V250H257ZM29 250V251H27ZM31 250V251H30ZM62 250V251H61ZM60 250V252L62 253L61 256H63L64 259H66V254L68 255V251L66 249V252H65V248H62ZM104 250V251H103ZM107 252H106V251ZM120 250V251H119ZM248 250V251H247ZM252 250V251H251ZM34 251V252H33ZM117 251V252H116ZM201 251V250H200ZM263 251V252H262ZM6 252V253H5ZM170 252V251H169ZM245 252V253H244ZM261 252V253H259ZM5 253V254H4ZM66 253V254H65ZM106 253V255H104ZM118 255H117V254ZM200 253V252H199ZM207 253V254H206ZM33 254L36 256H33ZM65 254V256H64ZM110 254V255H109ZM40 255V256H39ZM42 255V256H41ZM99 255V256H98ZM109 255V256H108ZM142 255V256H141ZM255 255V256H254ZM10 256V257H9ZM233 258H232V257ZM97 258V259H98ZM106 258V259H105ZM24 259V260H23ZM39 259V260H38ZM42 261H41V260ZM111 259V258H110ZM164 259V261H162ZM35 260V261H33ZM105 260V261H104ZM37 262V263H36ZM39 262V263H38ZM45 262V263H44ZM253 262V263H252ZM100 263V264H101Z\"/></svg>",
	"mask_w": 264,
	"mask_h": 264
},
{
	"label": "bare ground",
	"instance_id": "6f19581e",
	"mask_svg": "<svg viewBox=\"0 0 264 264\" xmlns=\"http://www.w3.org/2000/svg\"><path fill=\"white\" fill-rule=\"evenodd\" d=\"M16 1V0H15ZM18 2H20V0H17ZM16 1V2H17ZM22 2H20V3H22V4H20L21 6H20V9H19V11L20 10H22V9H25L26 7H28V6H26L27 5V2L29 3L30 1H28V0H21ZM32 1V0H31ZM34 1V0H33ZM32 1V2H33ZM38 1V0H37ZM39 1H41V0H39ZM46 1L47 0H42V2L39 4L38 2V4H39V6H38V4H36L37 5V9H35L36 8V6H35V4H34V6H35V8L33 9V7H32V10H34L33 11V13H34V16L35 17H37V16H39V15H41V16H43L44 15V13H45V15L44 16H48L49 14H50V16L49 17H47V18H49L50 20H51V18L53 19L54 17H55V19L56 18H58L59 16H61V18L59 17L58 19L60 20L61 19V21H59L58 19H56V20H58V21H54V24H52L53 22H52V20L50 21V22H52L51 24L54 26L55 24L57 25V22H61L60 24L58 23V25L56 26V28H51L52 27V25L50 26V24H49V28H51V31H48L47 30V33L49 34V39L47 40L48 41V47H46L45 48V46H44V49H42V47H41V45L43 44V43H41V40L39 39V37L40 38H42L41 36H45V35H47V33L46 34H44L45 32H40V34H41V36H38L37 34H36V32H35V34L38 36H36L37 38H38V40H35V39H32V40H34L33 41V45H34V43H36V48H34L32 51L33 52H35L34 50L35 49H37V54L39 53V55L38 56H40L42 59H43V61L46 59V58H48V59H50L51 60V58H53V57H55V55L57 56L60 52L61 53H63L62 51H60L61 50V45L59 46L58 45V42L60 41H58V39H60V37L62 36V35H64V34H67L66 36L68 37V33H67V31L66 30H68L67 28H68V25L66 26V24H69V20H70V18L72 17V9H73V5H74V3H75V1L77 2H79L78 4H80V1L79 0H53L54 2L53 3H51L49 6H45L46 8L47 7H50V13L47 11V9L45 8L44 9V3L46 4ZM51 1V0H50ZM83 1V0H82ZM91 1V0H90ZM93 1V0H92ZM97 1H99V0H97ZM100 1H103V0H100ZM106 1H109L108 2V4L110 3V6H111V12H110V14H112V16H115L116 18L118 17H120L121 19L122 18H125L124 16H126L127 18L130 16V24L131 25H135V27L138 25L139 27L138 28H134V26H133V28H132V26L131 27H129V28H127L128 29V32H125L126 34H124V38L123 37H121L120 35H118V33H120L119 31H120V29L118 30V33H117V29L116 28H112V26H111V28L114 30V29H116V32L114 31V34H113V37H111L112 38V41H114V42H116V44L114 43V47H115V49H116V51H118V49H119V51H118V54L120 55V53L122 54V51H123V49H124V51H123V54L120 56V60H119V67H117L116 68V70L118 69V68H121L122 70L121 71H124V72H132V73H135V72H138V73H140L141 75H138V76H143L144 77V75H148V76H150V78L148 79V80H150V82H151V84L149 85V87H148V85H147V88L145 87L146 86V84H145V86H144V88L145 89H143V88H141V89H143L142 91H140V94H139V98H137L136 100H134L133 101V103H132V105H133V108H132V110H130V111H127V109L125 110V111H127V112H124L122 109H121V111H119V114H117L118 112H116V114L115 115H117L116 116V118L118 117V119H119V121H118V124H116V122L113 124V125H109V127L107 126V128H106V126L104 125L105 123V120H104V126L102 127L101 125L99 126L101 129H103L102 130V133H101V135L104 133L103 131H104V129H105V131L106 130H108V132H112L113 131V134H114V138L113 139H111V141L112 140H115L116 142H112V143H117L118 141H123L124 142V140L126 139L125 137V131H126V128L129 126V124H130V122L133 120V119H144V120H150L151 122H152V130H154V131H156L157 132V130H158V128L161 126V124L162 123H160V122H158V121H156V120H153V119H151V118H149L146 114H145V111L149 108V109H157V103H158V98H160L159 97V95H160V91L161 90H163V89H161V87L163 86V84H164V80H165V78H166V76H168V75H172V74H170L169 72H167V71H163V70H158L157 68L155 69V68H152L151 66H150V64H149V56L147 57V56H139V54H138V51L140 50V49H145V46L147 45V43H148V31H146L145 29V24L143 25V23L141 22V0H135V2H133V4L131 3L132 2V0L130 1V0H123L124 2V4L125 5H123L121 2V0H119V1H117V2H114L115 0H106ZM128 1H130V3L128 2ZM14 1L12 0V2H11V4L13 3ZM15 2V3H16ZM35 2H36V0H35ZM49 2V1H48ZM85 2V1H84ZM87 2V1H86ZM94 2V1H93ZM95 2H96V0H95ZM94 2V3H95ZM104 2V1H103ZM7 3H8V0H0V25H1V23H5V22H2L3 20H4V18H6V16H5V14H4V11H5V8L7 7ZM55 3V4H54ZM96 3H98V2H96ZM102 3V2H101ZM107 3V2H106ZM19 4V3H18ZM31 4V3H30ZM33 4V3H32ZM32 4L30 5V6H32ZM29 5V4H28ZM51 5H53V6H51ZM84 5V4H83ZM83 5H82V7L81 8H83ZM13 7H15L14 6V4L12 5ZM12 6H11V8H12ZM26 6V7H25ZM77 6V5H76ZM81 6V4L79 5V7ZM8 8V7H7ZM77 8V7H76ZM80 8V9H81ZM109 8V7H108ZM17 9H18V5H17ZM27 9V8H26ZM78 9V8H77ZM106 9V8H105ZM29 10V9H28ZM31 10V9H30ZM76 10V9H75ZM82 10V9H81ZM22 11H26V10H22ZM22 11L20 12V13H22ZM77 11H79V10H77ZM105 11V10H104ZM17 12H18V10H17ZM76 12V11H75ZM85 12V11H84ZM12 13H14V12H12V10H11V12H10V14H12ZM19 12L16 14V15H18L19 16V14H20ZM26 13H30V11L29 12H27L26 11ZM25 12H24V16H22L21 18H23V19H21V18H19L20 20H22V22H20L17 18H18V16H15V14L13 15L12 14V16H15V17H13V18H16L17 20H18V22H17V20H14L15 22H13L12 21V23L10 24L9 22L12 20L11 18V20H8L7 21V23L8 24H10L11 26H12V24L14 23V25H13V28L11 29V26L9 25V30L7 29V28H4L5 30H6V32H5V34L3 33V35L1 36V37H3V39H4V37H5V39L4 40H2V42L4 43H2L3 44V47H2V50L0 51V52H2L1 53V60H0V78L1 77H3V78H1V79H3V80H5V79H7V77H8V75H10V74H15V73H12V72H10V69H13L16 65L17 66H19L18 64H16L15 65V63H18V62H14L15 61V59H17V58H15V55L19 52V53H21L20 51H17V49H16V46L17 47H22V45H21V42L24 40V41H26L25 39H24V37H25V35L27 36V33H29V34H31V29L32 28H29V24H31L30 26H34L36 23H37V21L35 20V19H37V20H39L38 19V17L37 18H35L34 19V17H33V19L32 20H30V18H32V16L30 17V16H28L27 14H26ZM33 13H31V15H33ZM47 13V14H46ZM49 13V14H48ZM82 12L80 11V14H81ZM9 14V15H10ZM75 13L73 12V15H74ZM77 14V13H76ZM126 14H128V15H126ZM27 15V16H26ZM79 15V14H78ZM96 15V14H95ZM124 15V16H123ZM3 16H5V17H3ZM11 15H10V17H12ZM21 16V15H20ZM41 16H40V18H41ZM111 16V15H110ZM109 16V18H111ZM28 17H30V18H28ZM45 17V18H46ZM51 17V18H50ZM106 17V16H105ZM28 18V20H30V21H26V23H25V26L27 25V23H28V25L26 26V27H28L29 29H30V31H28V28H27V30L24 32L23 30H24V25H21L22 23H24L25 22V20ZM44 18V17H43ZM42 18V19H43ZM45 18H44V20H45ZM104 18V17H103ZM108 18V17H107ZM117 18V21H118V26H119V24H120V22H121V20H120V22H119V19ZM7 19H9V18H7ZM115 19V18H114ZM23 20H24V22H23ZM108 20V19H107ZM122 20H124V19H122ZM128 20V21H129ZM36 21V23L35 24H33V22H35ZM40 21H42L41 19H40ZM109 21V20H108ZM241 20L239 19V17L238 16H229V17H226V16H220V15H215V14H213L212 13V11H211V0H182V4H181V24H180V27L181 28H183V29H185L186 31H197V30H211V29H218V30H224V29H227V30H229V31H231V33H229V35L228 36H225V37H223V38H221V40L218 42V43H216L217 45L215 46V49H214V56H213V58L215 59H221V64H220V67L218 66V68H217V70L218 71H220L221 69L220 68H222L223 67V65H224V63H225V61L227 60V57H228V55H229V53H230V51H231V49H232V47H233V45H234V43H235V40H236V37H237V29H238V26H239V22H240ZM31 22V23H30ZM39 24H40V22H38ZM41 23H43V22H41ZM123 23V24H122ZM39 24H36L35 26H37V25H39ZM44 24V23H43ZM74 25V27H76V23H73ZM121 24H122V27H124V22H121ZM6 25V24H5ZM4 25V26H5ZM46 25V24H45ZM87 25H90V24H87ZM86 25V26H87ZM127 25V24H126ZM125 25V26H126ZM147 25H149V24H147ZM154 25V24H153ZM32 26V27H33ZM40 26V25H39ZM70 26V25H69ZM84 26H85V24H84ZM85 26V27H86ZM93 26V25H92ZM96 26V25H95ZM116 26V25H115ZM5 27H8V25H6ZM22 27H24L23 29H21ZM44 27H45V29L47 28L46 26H41L39 29L40 30H42V29H44ZM84 27V28H85ZM89 27V26H88ZM104 27V26H103ZM156 27H158V26H156ZM2 28V26H0V29ZM20 28V29H19ZM33 28H35L34 30H36V27H33ZM107 28V27H106ZM106 28H104L105 30H106ZM111 28H109V29H111ZM118 28V27H117ZM121 28V27H120ZM26 29V28H25ZM38 29V31H40ZM44 29V31H46ZM90 29V28H89ZM93 29H94V26H93ZM92 29V30H93ZM96 29V28H95ZM100 29V28H99ZM126 29V28H125ZM139 29V30H138ZM157 29V28H156ZM2 30V29H1ZM33 30V31H34ZM72 30V27H71V29L70 30H68V31H71ZM74 30V29H73ZM80 30V29H79ZM97 30V29H96ZM108 30V29H107ZM106 30V31H107ZM112 30V31H113ZM2 31H4V30H2ZM1 31V32H2ZM18 31V32H17ZM37 31V30H36ZM43 31V30H42ZM87 31V30H86ZM90 31V30H89ZM103 31V30H102ZM0 32V33H1ZM27 32V33H26ZM66 32V33H65ZM74 32V31H73ZM76 32H77V30H76ZM83 32H84V30H83ZM94 32V31H93ZM100 32V31H99ZM105 32V31H104ZM103 32V33H104ZM33 33V32H32ZM75 33V32H74ZM79 33V32H78ZM156 33V32H155ZM2 34V33H1ZM0 34V35H1ZM25 34V35H24ZM34 34V33H33ZM39 34V35H40ZM72 35H73V33H71ZM93 34V33H92ZM97 34V33H96ZM115 34H117L118 36H120L121 38H123V39H121V41H120V39H118L116 36H115ZM121 34H122V32H121ZM23 35H24V37H23ZM75 35V34H74ZM101 34H99V36H100ZM150 35H152V33L150 34ZM34 35H32V37H33ZM48 36V35H47ZM65 35H64V37H66ZM82 36V35H81ZM83 36H85L84 34H83ZM90 36V35H89ZM98 36V35H97ZM136 37L137 39H136V41L135 40H133L134 38H132V37ZM28 37H30V36H28ZM63 37V36H62ZM62 37H61V40H62ZM63 37V38H64ZM70 37V36H69ZM102 37V36H101ZM220 37V36H219ZM20 38V39H19ZM34 38H35V36H34ZM36 38V39H37ZM73 38V37H72ZM80 38L81 37H79V41H80ZM85 39H87L86 37H84ZM93 38V37H92ZM118 40H117V39ZM131 38H132V41H131ZM22 39V40H21ZM31 39V38H30ZM82 39V38H81ZM220 38H218V40H219ZM21 40V41H20ZM32 40H30V41H32ZM44 40V39H43ZM63 40H65V39H63ZM77 40V39H76ZM94 40V39H93ZM37 41L38 42H40V44H38L37 43ZM46 40L44 41V43H46L47 42ZM58 41V42H57ZM66 41V40H65ZM82 41V40H81ZM83 41H84V39H83ZM83 41H82V43H83ZM117 41H118V43H117ZM128 41H129V43H130V45L128 44ZM20 42V45H17L18 43ZM27 42V41H26ZM62 42H64V41H62ZM70 42V41H69ZM77 42H78V40H77ZM25 43V42H24ZM61 43V42H60ZM72 43H74V46H75V42H73L72 41ZM86 43V42H85ZM47 44V43H46ZM84 44V43H83ZM32 45V46H33ZM44 45V44H43ZM42 45V46H43ZM78 44H76V46H77ZM32 46H31V48H32ZM59 46V47H58ZM63 46V45H62ZM65 46V45H64ZM72 47H73V45H72ZM82 47V46H81ZM30 48V47H29ZM58 48H59V50H58ZM79 49V47H76V49ZM84 48V47H83ZM15 49H16V51H17V53L15 54ZM68 49V48H67ZM73 49V48H72ZM71 49V50H72ZM75 49V48H74ZM122 49V51H120ZM19 50V49H18ZM21 50V49H20ZM24 50V49H23ZM27 50V49H26ZM42 50H44L43 52H42ZM46 50V51H45ZM80 50V49H79ZM83 50V49H82ZM64 51V50H63ZM77 51V50H76ZM28 52V51H27ZM44 53V54H42V56L40 55L41 53ZM66 52V51H65ZM73 52V51H72ZM89 52V51H88ZM19 53H18V55H19ZM29 53V52H28ZM36 53V52H35ZM35 53H33V54H35ZM73 53H75V52H73ZM212 53H213V51H212ZM211 53V54H212ZM37 54H35L36 56H37ZM68 54V53H67ZM84 56H85V54L84 53H82ZM89 54V53H88ZM23 55V54H22ZM30 56L29 57H31V63H30V67H32L31 65H33V67H35L36 65H34V64H37L36 63V61H39L40 62V59L38 60V56L36 57V56H34V59L35 58H37L36 60H34L32 57H33V55L30 53L29 54ZM32 55V56H31ZM43 55L45 56V59L43 58ZM53 55V56H52ZM62 55V54H61ZM77 55L78 54H76V57H77ZM80 55V54H79ZM83 55L81 56V57H83ZM20 56V55H19ZM28 56V55H27ZM79 56V57H80ZM23 56H21V58H22ZM50 57V58H49ZM75 57V56H74ZM15 58V59H14ZM73 58V57H72ZM71 58V59H72ZM84 58V57H83ZM92 58V57H91ZM25 59V58H24ZM32 59H33V61H32ZM48 59H46V62H47V60ZM54 59V58H53ZM59 59V58H58ZM63 59V58H62ZM67 59V58H66ZM71 59H69V61L71 60ZM85 59V58H84ZM87 59H89L88 58V56H87ZM26 61V60H25ZM41 62V63H44V62ZM62 61V60H61ZM61 61H60V63H61ZM64 61V60H63ZM66 61H68V60H66ZM65 61V62H66ZM90 61H92L91 59H90ZM216 61V60H215ZM32 62H33V64H32ZM38 62V64H41V63H39ZM48 62L50 63V61L48 60ZM51 62H54V61H51ZM56 62V61H55ZM54 62V63H55ZM78 62V61H77ZM77 62H76V64H77ZM85 62V61H84ZM88 62V61H87ZM86 62V63H87ZM214 62V61H213ZM213 62H210V65L213 63ZM219 63H220V61H218ZM20 63V62H19ZM59 63V64H60ZM89 63V62H88ZM90 63H92V62H90ZM214 63H216V62H214ZM213 63V65H215ZM45 64V63H44ZM47 64V63H46ZM45 64V67L46 66H48V65H50L51 66V64H47L46 65ZM66 64H67V62H66ZM68 64H69V62H68ZM70 64H73V61H71V63ZM69 64V65H70ZM75 64V63H74ZM73 64V65H74ZM79 64V63H78ZM218 64V63H217ZM15 65V66H14ZM42 65V64H41ZM58 65V64H57ZM62 65V64H61ZM64 65V64H63ZM11 66H13V68H11ZM43 66V70L45 69L44 68V65H42ZM71 66V65H70ZM79 66V65H78ZM84 66H85V64H84ZM89 66V65H88ZM93 66V65H92ZM92 66H91V68H92ZM226 66V65H225ZM20 67V66H19ZM22 67H25V65L24 66H22ZM52 67V66H51ZM60 67V66H59ZM67 67V66H66ZM76 67V66H75ZM74 67V68H75ZM151 67V68H150ZM217 66H215V67H213V68H216ZM18 68V67H17ZM16 68V69H17ZM49 68V67H48ZM69 68V67H68ZM67 68V69H68ZM23 69V68H22ZM22 69H21V72H22ZM31 69V70H30ZM29 70L25 67V70L26 71H23L24 73H26L27 72V70L28 71H30L29 73H31V71L33 70L32 68H30ZM41 69V71H43ZM47 69V68H46ZM45 69V70H46ZM53 69V68H52ZM56 69V68H55ZM59 69V68H58ZM57 69V70H58ZM62 69V68H61ZM61 69H59V71L61 72ZM65 69V68H64ZM71 69H72V67H71ZM85 69V68H84ZM88 69H90V68H88ZM223 69V68H222ZM44 70V71H45ZM54 70V69H53ZM74 70V69H73ZM86 70V69H85ZM98 70V69H97ZM115 70V71H116ZM217 70H215L216 72H218ZM17 71V70H16ZM18 71H20V70H18ZM34 71V70H33ZM40 71V70H39ZM91 71V70H90ZM89 71V72H90ZM103 71V70H102ZM210 71H212L213 72V69L211 70L210 69ZM38 72V71H37ZM54 72V71H53ZM58 72V71H57ZM56 72V73H57ZM62 72H63V70H62ZM84 72V71H83ZM92 72H93V70H92ZM95 72H96V70H95ZM117 72V71H116ZM115 72V73H116ZM42 73H45V72H42ZM42 73H40L41 74V78H42V75H44V74H42ZM50 73V72H49ZM52 73V72H51ZM55 73V74H56ZM64 73V72H63ZM72 73V72H71ZM94 73V72H93ZM100 73V72H99ZM108 73H110V72H108ZM33 73H31V75H32ZM39 72H38V77H37V79H39ZM45 74H48L47 72L45 73ZM54 74V73H53ZM66 73H64V75H65ZM69 74H70V71H69ZM97 74V73H96ZM103 74V73H102ZM107 74V73H106ZM216 75H217V73H215ZM215 74L213 75L212 74V76H214L215 77ZM218 74H219V72H218ZM21 75V74H20ZM28 75V74H27ZM52 75V74H51ZM62 75V74H61ZM60 75V76H61ZM73 75H74V73H73ZM79 75V74H78ZM86 75H88V74H86ZM94 75V74H93ZM93 75H91V76H93ZM97 75H99V74H97ZM114 75V74H113ZM173 75H175V74H173ZM185 75V74H184ZM15 76V75H14ZM21 76H23V75H21ZM30 76V75H29ZM34 76V75H33ZM45 76V75H44ZM43 76V77H44ZM47 76V75H46ZM58 76V75H57ZM63 76V75H62ZM110 76H112V75H110ZM175 76H178L181 80L183 79V77H185V76H182V75H179V74H177V75H175ZM211 76V75H210ZM252 76V75H251ZM17 77V76H16ZM26 74H24V76L22 77V78H24L25 80H21L20 81V84H18V85H21L20 86V88H21V90L22 89H24V91H25V89H26V85H27V80H26V78L28 79V80H30V79H32V78H30V77H26ZM53 77V76H52ZM66 77V76H65ZM87 77V76H86ZM95 77V76H94ZM98 77V76H97ZM100 77V76H99ZM109 76H107L106 78H108ZM142 77V78H143ZM146 77V76H145ZM217 77V76H216ZM5 78V79H4ZM8 78H11V77H8ZM13 78H15V77H13ZM17 78H20V76L19 77H17ZM22 78H20V79H22ZM40 78V81L39 80H36V82L37 81H39V83L38 84H40V85H42L43 84V80H47L46 78H48V76L47 77H44L45 79H41ZM51 78V77H50ZM54 78H56V77H54ZM53 78V79H54ZM62 78V77H61ZM71 78V77H70ZM81 78V77H80ZM84 79H86L85 77H83ZM49 79V78H48ZM57 79H59V77L57 78ZM69 79V78H68ZM93 79V78H92ZM248 79V78H247ZM55 80V79H54ZM61 80V79H60ZM65 80H67V79H65ZM72 80V79H71ZM80 80V79H79ZM104 80V79H103ZM42 81V82H41ZM52 81V80H51ZM145 81V80H144ZM241 81V80H240ZM7 82V81H6ZM9 82H11V81H9ZM45 82V81H44ZM68 82V81H67ZM70 82V81H69ZM69 82H68V84H69ZM249 82V81H248ZM2 83V82H1ZM17 83H19V82H17ZM28 83H29V81H28ZM42 83V84H41ZM53 83H54V81H53ZM58 83H60V82H58ZM109 83V82H108ZM5 84V83H4ZM36 84V83H35ZM49 84V83H48ZM50 84H52V83H50ZM61 84V83H60ZM60 84H59V86H60ZM80 84V83H79ZM91 84V83H90ZM106 84V83H105ZM148 84V83H147ZM18 85H16L17 87H18ZM37 85V84H36ZM44 85H46V84H44ZM58 85V84H57ZM64 85H66L67 86V84H65L64 83ZM83 85H84V81H83ZM86 85V84H85ZM88 86H89V84H87ZM101 85V84H100ZM108 85V84H107ZM5 86V85H4ZM9 86V85H8ZM75 86V85H74ZM77 86V85H76ZM79 86V85H78ZM93 86V85H92ZM110 86V85H109ZM109 86H108V88H109ZM116 86V85H115ZM10 87V86H9ZM34 87H39L38 85L37 86H34ZM48 87V86H47ZM51 87V86H50ZM54 87V86H53ZM56 87V86H55ZM62 87V89H63V86H61ZM68 87V86H67ZM66 87V88H67ZM80 87H81V85H80ZM95 87H97V86H95ZM95 87H92V88H95ZM101 86H99L98 87V89L100 88ZM42 87H40V89H39V92H40V90L43 92V93H41V94H39V92H37L39 95H43V94H46L45 93V91H43L42 89H44V88H42ZM69 88H71L70 87V85H69ZM83 88V87H82ZM16 89V88H15ZM19 89V88H18ZM30 89V88H29ZM47 89V88H46ZM49 89V88H48ZM59 89H60V87H59ZM58 89V90H59ZM72 89V88H71ZM80 89V88H79ZM84 89V88H83ZM88 89V88H87ZM105 89V88H104ZM109 89H111V88H109ZM117 89V88H116ZM115 89V90H116ZM4 90V89H3ZM11 90V89H10ZM9 90V91H10ZM34 90V89H33ZM33 90H32V92H33ZM57 90V89H56ZM61 90V89H60ZM81 90V89H80ZM85 90V89H84ZM19 91V90H18ZM35 91H37V89H35ZM74 90H72V92H73ZM77 91V90H76ZM90 91V90H89ZM97 91V90H96ZM107 91V90H106ZM109 91V90H108ZM120 91H121V88H120ZM3 92H5V91H3ZM14 92V91H13ZM56 93H57V91H55ZM62 92V91H61ZM118 92V91H117ZM6 93V92H5ZM21 94L22 93H24L23 91H21L20 92ZM63 93H64V91H63ZM76 93V92H75ZM85 93H87V92H84V94ZM97 93V92H96ZM99 93V92H98ZM110 93V92H109ZM126 93V92H125ZM2 94V93H1ZM4 94V93H3ZM25 94V93H24ZM74 94V93H73ZM84 94H82V95H84ZM105 94V93H104ZM132 94V93H131ZM261 95L263 98H264V69L263 68H259L257 71H256V73H254V75H253V77H252V82H251V84H250V86L248 87V90L246 91V95L244 96V98H243V100L241 101V104H240V106H239V108H238V110H237V112H236V114L234 115V118L233 119H231L232 120V123L234 124V125H236L237 127H242V125H243V122H244V120L246 119V117H247V115L249 114V112H250V110H251V108H252V106L254 105V102H255V98H256V96L257 95ZM47 95V94H46ZM45 95V96H46ZM58 95V94H57ZM81 95V96H82ZM86 95V94H85ZM115 95H116V93H115ZM118 95V94H117ZM18 96H19V92H18ZM30 96H32V95H30ZM35 96H38L37 94H35ZM44 96V97H45ZM48 96V95H47ZM46 96V97H47ZM53 96V95H52ZM51 96V97H52ZM74 96V95H73ZM94 96V95H93ZM105 97H106V95H104ZM124 96V95H123ZM149 97L148 99H145V97ZM20 97V96H19ZM22 97V96H21ZM46 97L45 98H43V96H42V98H40V99H42V101L44 100V101H46L45 99H46ZM67 97H68V95H67ZM72 97V96H71ZM75 97V96H74ZM85 97V96H84ZM90 97V96H89ZM97 97V96H96ZM125 97V96H124ZM35 98V97H34ZM37 98V97H36ZM38 98H39V96H38ZM37 98V99H38ZM53 98V97H52ZM63 98V97H62ZM82 98V97H81ZM100 98V97H99ZM123 98V97H122ZM19 99V98H18ZM17 99V100H18ZM21 99V98H20ZM23 99V98H22ZM30 99H33V98H31L30 97ZM36 99V100H37ZM48 99V98H47ZM57 99V98H56ZM96 99V98H95ZM115 99V98H114ZM34 100V99H33ZM61 100V99H60ZM78 100V99H77ZM116 100H118L117 98H116ZM122 100V99H121ZM128 100V99H127ZM39 102H40V100H38ZM49 101H50V98H49ZM56 101H58V100H56ZM69 101H71V100H69ZM81 101H82V99H81ZM88 101H90V100H88ZM120 101V100H119ZM119 101H117V103L119 102ZM125 101V100H124ZM131 101H132V99H131ZM131 101H128L129 103L131 102ZM52 102V101H51ZM50 102V103H51ZM61 102V101H60ZM65 102V101H64ZM67 102V101H66ZM110 102H112V101H110ZM127 102V103H128ZM17 103H18V101H17ZM29 103V102H28ZM42 103V102H41ZM40 103V104H41ZM44 103V102H43ZM42 103V106H44L45 105V103L43 104ZM50 103H48V101H46V104H50ZM55 103V102H54ZM62 103V102H61ZM90 103H92V102H90ZM94 103V102H93ZM101 103V102H100ZM109 103V102H108ZM107 103V104H108ZM123 103H126V102H123ZM122 103V104H123ZM126 103V104H127ZM32 104V103H31ZM82 104H84V102L82 103ZM95 104V103H94ZM98 104H99V102H98ZM110 104V103H109ZM122 104H120V106L119 107H117L118 108V110H119V108L122 106ZM30 105V104H29ZM63 105V104H62ZM67 105V104H66ZM112 105H113V103H112ZM118 105H119V103H118ZM124 105V104H123ZM86 106V105H85ZM106 106V105H105ZM108 106V105H107ZM114 106V105H113ZM22 107V106H21ZM29 107V106H28ZM36 108L35 106H32V107H30V108H32V110L34 109V108ZM48 107V106H47ZM68 107V106H67ZM79 107V106H78ZM88 107V106H87ZM102 107H104V106H102ZM123 107H125V106H123ZM122 107V108H123ZM207 107V106H206ZM49 108V107H48ZM81 108V107H80ZM93 108V107H92ZM115 108V107H114ZM126 108V107H125ZM128 108V107H127ZM42 109H43V107H42ZM60 109V108H59ZM82 109V108H81ZM81 109H79V110H81ZM87 109V108H86ZM88 109H89V107H88ZM94 109V108H93ZM107 109H109V108H107ZM160 109V108H159ZM184 109V108H183ZM228 109V108H227ZM9 110V109H8ZM28 110V109H27ZM38 110V107L36 108V109H34V112L35 111H37ZM41 109H39L38 110V114L35 112V115L37 114V123L39 122H41L42 121V117L44 118V116L46 115H42V112H41V114H39ZM49 110V109H48ZM63 110V109H62ZM97 110V109H96ZM104 110V109H103ZM115 110H117V109H115ZM117 110V111H118ZM16 111V110H15ZM43 111V110H42ZM85 111V110H84ZM106 111V110H105ZM17 112H19V111H17ZM34 112H32L31 114H33ZM64 112V111H63ZM87 112V111H86ZM86 112H85V114H86ZM90 113H91V111H89ZM107 112V111H106ZM111 112H112V114H113V110L111 109ZM167 112V111H166ZM30 113V112H29ZM44 113V112H43ZM57 113V112H56ZM62 113V112H61ZM82 113V112H81ZM100 113V112H99ZM98 113V114H99ZM105 113V112H104ZM103 113V114H104ZM109 112H107V114H108ZM10 114V113H9ZM93 114V113H92ZM111 114V115H112ZM113 114V115H114ZM225 114V113H224ZM3 115V114H2ZM12 115V114H11ZM19 115V114H18ZM24 115V114H23ZM26 115V114H25ZM83 115V114H82ZM109 115V114H108ZM14 116V115H13ZM21 116V115H20ZM48 116V115H47ZM85 116V115H84ZM91 116H93V115H91ZM104 116V115H103ZM2 117V116H1ZM32 117V116H31ZM35 117V116H34ZM63 117V116H62ZM101 117H102V115H101ZM182 117V116H181ZM223 117V116H222ZM221 117V118H222ZM14 118V119H13ZM10 121H9V123H8V126L10 125V129L12 130V128H11V126L13 125V126H15L16 128L19 126L18 124H19V122H20V119L19 118H17V116L15 115L14 117H13ZM46 118V117H45ZM48 118V117H47ZM91 118V117H90ZM113 118H115V117H113ZM113 118H111V119H113ZM116 118H115V120H116ZM3 119H4V116H3ZM32 119H34L33 117H32ZM93 119H95V118H93ZM102 119H103V117H102ZM101 119V120H102ZM110 119V120H111ZM117 119V120H118ZM35 120H36V118H35ZM45 122H46V120L45 119H43ZM60 120H61V118H60ZM68 120V119H67ZM70 120H72V119H70ZM7 121H8V119H7ZM19 121V122H18ZM30 121H31V119H30ZM34 121V120H33ZM43 121V122H44ZM50 121V120H49ZM75 121H76V118H75ZM100 121V120H99ZM98 121V123H100ZM179 121V120H178ZM181 121V120H180ZM16 122H18V126H16ZM43 122L41 123V124H43ZM44 122V123H45ZM47 122H48V120H47ZM57 122V121H56ZM77 122V121H76ZM107 122V121H106ZM109 123H110V121H108ZM112 122V121H111ZM49 123V122H48ZM33 124V123H32ZM76 124V123H75ZM74 124V125H75ZM85 124H87V123H85ZM6 125V124H5ZM37 125V124H36ZM45 125V124H44ZM53 125V124H52ZM73 125V124H72ZM89 126H90V124H88ZM26 126V125H25ZM6 127H7V125H6ZM50 128H51V126H49ZM65 127V126H64ZM63 127V128H64ZM84 127H86V126H84ZM93 127V126H92ZM98 127V126H97ZM169 127V126H168ZM4 128V127H3ZM15 128V129H16ZM43 128V127H42ZM61 128V127H60ZM82 128V127H81ZM15 129H13V131L15 130ZM28 129H29V127H28ZM37 129V128H36ZM55 129V128H54ZM53 129V130H54ZM92 129H94V128H92ZM3 130V129H2ZM7 130V129H6ZM17 130V129H16ZM48 130V129H47ZM52 130V131H53ZM88 130V129H87ZM94 130H97V129H94ZM23 131V130H22ZM30 131V130H29ZM91 131H93V130H91ZM100 132H101V130H99ZM159 131V130H158ZM17 132V131H16ZM25 132V131H24ZM51 132V131H50ZM55 132V131H54ZM61 132V131H60ZM90 132V131H89ZM107 132V131H106ZM106 132H105V134H106ZM12 133V132H11ZM10 133V134H11ZM37 133V132H36ZM40 133V132H39ZM66 133V132H65ZM70 133V132H69ZM72 134H73V132H71ZM70 133V134H71ZM86 133V132H85ZM54 134V133H53ZM58 134V133H57ZM71 134V135H72ZM100 133H98V131H97V136L99 135ZM108 134H110V133H108ZM0 135H3V134H0ZM5 135H7V134H5ZM11 135H13V134H11ZM37 135V134H36ZM49 135V134H48ZM56 135V134H55ZM66 135V134H65ZM96 135V134H95ZM100 135V136H101ZM104 135V134H103ZM58 136V135H57ZM69 136V135H68ZM68 136H67V138H68ZM91 136V135H90ZM93 136H94V133H93ZM92 136V137H93ZM125 136V137H124ZM194 136V135H193ZM106 137V136H105ZM108 137V136H107ZM128 138V142H129V144H131L130 146H132L133 145V143L135 142V143H137V144H135L134 143V146L135 145H139L140 146V139L138 140V139H135V138H133V139H129V136H127ZM262 137H264L263 135H262ZM261 137V138H262ZM2 138V137H1ZM10 138V137H9ZM104 138V137H103ZM110 138H112L111 136H110ZM6 139V138H5ZM40 139V138H39ZM60 139V138H59ZM71 139V138H70ZM102 139V138H101ZM105 139V138H104ZM124 139V140H123ZM37 140V139H36ZM47 140V139H46ZM58 140V139H57ZM98 140V139H97ZM195 140V139H194ZM200 140V139H199ZM199 140H198V143H199ZM263 140V139H262ZM39 141V140H38ZM60 141V140H59ZM104 141V140H103ZM103 141H102V144H103ZM109 141V140H108ZM108 141H106V142H108ZM120 141V142H121ZM126 141V140H125ZM36 142V141H35ZM49 142V141H48ZM105 142V144H107ZM120 142H118V143H120ZM38 143V142H37ZM99 143V142H98ZM97 143V144H98ZM194 143H196L195 141H194ZM201 143V142H200ZM7 144V143H6ZM44 144H46V143H44ZM48 144V143H47ZM49 144H51V143H49ZM54 144V142L52 143V145ZM64 144V143H63ZM77 144V143H76ZM75 144V145H76ZM95 144V143H94ZM105 144H104V146H105ZM124 144V143H123ZM128 144V145H129ZM213 144V143H212ZM51 145V146H52ZM57 145V144H56ZM60 145V144H59ZM58 145V146H59ZM112 145V144H111ZM114 145V144H113ZM117 145V144H116ZM116 145L114 146V147H116ZM214 146H212L210 149H205L204 148V146L203 145H201L202 147H194L193 145H191V144H187V146H186V149H185V151L183 152V154H182V157H181V159L177 162V163H169L166 159L163 161V162H161V163H159L161 166H160V171H159V173H155V172H153V171H149L150 172V179H157V181H159L160 182V190H159V192H158V195H156L155 197H156V199H154V197H153V201H150L149 199V197H148V200H147V206H150V207H148V209H149V212L147 213V212H144L143 210L145 209V208H147L146 207V204H143L144 202H142V199H144L145 197H146V195L148 194V192L151 190L150 189V186H148L149 184H150V181L148 182L149 184L148 185H145V186H141V189L140 190H137V191H132V190H130L127 186H125V189H121V193L119 194L120 196H118L117 198V201L115 202V209L111 206V204L110 203H106L107 202V200H108V197L109 196H107V200H106V202H104L105 204H107L106 206H109V204H110V206H111V208L112 209H114V211H117V213L119 212V215H117V217L115 218V216H116V213H113L114 211H112V213H113V215L115 214V216L113 217V219L114 220H112V222H111V224L113 223V224H115V226H112V225H110L111 227L110 228H108V226H107V229H105V231L107 230L108 231V233L107 234H103V233H99L100 232V230L99 231H97V230H92V229H89L88 227V223H87V219H84V218H80L79 219V225L77 226V229H76V227L75 228H72L73 230H75L76 229V232H75V234H77L76 236L77 237H79L78 239H80V243H78V244H73V245H71V246H68V245H65L64 243L66 242H63V241H61V239H59V238H56V234H55V232H51L50 231V228H49V230L47 231L48 233H49V231L51 232V234L50 235H48V237H50V242H49V246H50V248H51V252L49 253L50 255L47 257V259H45L44 261H46V264H100V263H98V260H99V258L97 257V253H99L98 252V247L99 246H104L105 248H106V250L108 249L109 250V252L111 251V249H116L117 248V246L115 245V247L116 248H114V244H115V242H117L118 244L120 243V244H122L123 245V241H122V238L123 237H125V235L123 236H121V233H122V228L124 227V226H126V225H131L132 226V228L134 229V230H136V231H138V229L139 228H137V227H139L140 226V224L142 225H144V226H146L147 228H150V229H155V230H157L158 232H159V238H158V240H157V242L155 243V249H157V250H159L160 248H159V244H160V242L162 241V240H170L171 242L173 241V243H175V246L170 250V252H169V259H168V262H167V264H200L199 263V260L201 259V257H202V253H204L203 252V250L204 249H206V248H203L202 246H204V247H206V246H208L209 247V244L208 245H205V244H207L208 242H205V241H207V240H205L204 238H200V237H198V236H193V235H187V234H185V233H181L180 231H177L176 230V232H172V231H170L169 229H165V228H162L161 226H160V222H161V220H162V218L163 217H172V210H174L173 208H174V206L176 207V210L177 211H180V213H177L176 212V216H180L181 214H183L184 215V217H185V221H187V222H190V223H195V224H198V225H204V224H209L210 225V227H212L213 225H216V224H213L212 222H207V220L204 218V216L206 215V218H208L207 216H209V213L210 212H212V211H209L208 209H210L209 207H210V205H211V207L213 206V207H217V202H216V204H215V201L216 200H209L208 198H209V193H211L210 191L212 190V189H210V188H208L206 185L204 186L205 188V190H203V192H197V194H195V195H193V196H195V197H191V196H189L188 194H187V192H186V188H185V186H186V184H187V182H186V184L185 183H182L181 181H179V180H174V174H175V172L176 171H180V172H183L185 175H188L189 176V182H192V180H196L199 184H205L204 182H203V176L204 175H210L211 173H215V170L216 171H218L217 172V174H216V179H214L215 180V184H216V186H218L219 184H221L220 185V189H222L223 190V192H224V189H225V187H226V182L227 183H230L231 181H232V179L234 178V177H236V173L239 171V172H241V177L238 179V181H237V183H236V188H235V190H234V192H233V197H234V199L233 200H235V201H238V200H241L242 201V206L240 205V207L238 206V205H236V207L238 206V208H239V213H238V211H237V209L236 210H234V214H236V212H237V214L235 215V217L237 218H235L236 220H239L238 222L239 223H237V224H240V222H242L243 224H245V225H247V226H245L246 228H247V230H249V228H250V230H251V228L253 229V232H251V235H252V233L255 235H264V214L260 211V210H258V209H256L255 207H253V198H254V196H255V194H256V192H257V189H258V186L257 187H253L254 186V180H255V175H256V171H257V168H258V165L257 164H255V160H254V162H253V158L254 157H252V162L251 163H248V165H243L244 163H245V161H246V159H247V157H248V155H252L253 156V153H252V151H250V150H248V149H246L244 146H242V145H240V144H238L237 142H235L234 141V139H232L230 136H223V135H220L219 136V138L214 142V144H213ZM45 146V145H44ZM108 146V145H107ZM121 146V145H120ZM129 146V147H130ZM133 146V147H134ZM138 146V149H137V147H134V148H136V151L135 150H133V151H135V153H136V157H137V155H139V147ZM42 147V146H41ZM50 147V146H49ZM59 147H61V146H59ZM58 147V148H59ZM118 147V146H117ZM132 147V148H133ZM207 147V146H206ZM65 148V147H64ZM82 148V147H81ZM93 148V147H92ZM107 148V147H106ZM110 148V147H109ZM131 148V147H130ZM130 148L128 149V150H130ZM131 148V149H132ZM40 149V148H39ZM48 149V148H47ZM88 149V148H87ZM99 149V148H98ZM101 149V148H100ZM122 149V148H121ZM125 149H126V147H125ZM44 151H45V149H43ZM54 150V149H53ZM72 150V149H71ZM76 150V149H75ZM96 150V149H95ZM107 150V149H106ZM111 150V149H110ZM205 150V151H204ZM32 151V150H31ZM41 151V150H40ZM49 151V150H48ZM65 151V150H64ZM66 151H68V150H66ZM88 151H90V150H88ZM107 151H109V150H107ZM114 150H112V151H109L110 153L111 152H113ZM132 151V150H131ZM131 151H129V153L131 152ZM132 151V152H133ZM38 152V151H37ZM43 152V151H42ZM47 152V151H46ZM85 152V151H84ZM94 152V151H93ZM109 152H107V153H109ZM115 152V151H114ZM122 152V151H121ZM120 152V153H121ZM126 153H128L127 152V150L125 151ZM124 152V153H125ZM200 152H204V156L206 157L205 158V161H203V159H202V161L204 162V163H202V164H199V163H197V162H195L194 161V158L198 155V154H200ZM39 153V152H38ZM50 153V152H49ZM64 153V152H63ZM81 153V152H80ZM79 153V154H80ZM83 153V152H82ZM95 153H97V152H95ZM104 153V152H103ZM119 153V154H120ZM135 153H131L132 155H135ZM64 154H66V152L64 153ZM73 154V153H72ZM90 154V153H89ZM101 154V153H100ZM112 154V153H111ZM224 154H228V157L227 158H223V155ZM34 155V154H33ZM48 155V154H47ZM46 155V156H47ZM75 155V154H74ZM84 155H85V153H84ZM97 155H98V153H97ZM102 155H106V154H102ZM108 155V154H107ZM127 155V154H126ZM40 156H41V154H40ZM76 156H79V155H76ZM88 156V155H87ZM108 156H110V155H108ZM114 156V155H113ZM118 156V154L115 156V157H117ZM123 156H124V154H123ZM128 156V155H127ZM129 156H131V155H129ZM35 157V156H34ZM34 157H33V159H34ZM42 157H43V153H42ZM71 157V156H70ZM69 157V158H70ZM89 157H91V156H89ZM97 157V156H96ZM101 157V156H100ZM106 157V156H105ZM122 157V156H121ZM132 157V156H131ZM135 157V156H134ZM134 157H133V159H134ZM259 157V156H258ZM261 157V156H260ZM37 158V157H36ZM77 158V157H76ZM81 158V157H80ZM95 158V157H94ZM99 158V157H98ZM104 158V157H103ZM107 158V157H106ZM109 158V157H108ZM114 158V157H113ZM127 158H129V157H127ZM38 159V158H37ZM41 159H43V158H41ZM51 159V158H50ZM55 159V158H54ZM96 159V158H95ZM105 159V158H104ZM112 159V158H111ZM110 158L108 159V160H111ZM122 159V158H121ZM131 159V158H130ZM137 159V158H136ZM136 159H134L135 161H136ZM197 159V158H196ZM255 159H258L257 157L255 158ZM73 160V159H72ZM87 160H89L90 161V159L88 158ZM92 160V159H91ZM116 160V159H115ZM264 160V159H263ZM33 161V160H32ZM81 161V160H80ZM118 161V160H117ZM122 161V160H121ZM126 161V160H125ZM131 161V160H130ZM92 162V161H91ZM97 162V161H96ZM101 162V161H100ZM104 162V161H103ZM102 162V163H103ZM107 162V161H106ZM116 162V161H115ZM133 162V161H132ZM70 163V162H69ZM76 163V162H75ZM90 163V162H89ZM94 163V162H93ZM102 163H100V165L102 164ZM108 163H109V161H108ZM107 163V164H108ZM111 163V162H110ZM121 163V162H120ZM124 163V162H123ZM36 164V163H35ZM72 164H74V163H72ZM81 164V163H80ZM104 164V163H103ZM106 164V163H105ZM104 164V165H105ZM127 164H128V162H127ZM156 164V163H155ZM250 164H252L251 165V167H250ZM7 165V164H6ZM31 165H33V164H31ZM87 165V164H86ZM92 164H90V166H91ZM123 165V164H122ZM158 165V164H157ZM57 166V165H56ZM76 166H79L78 164L76 165ZM75 166V167H76ZM87 166H89V165H87ZM89 166V167H90ZM99 166V165H98ZM107 165H105L104 167H106ZM109 166V165H108ZM133 166V165H132ZM7 167V166H6ZM67 167V166H66ZM69 167V166H68ZM103 167V166H102ZM110 167V166H109ZM108 167V168H109ZM116 167V166H115ZM118 167V166H117ZM33 168V167H32ZM37 168V167H36ZM61 168V167H60ZM77 168V167H76ZM83 168V167H82ZM85 168V167H84ZM91 168V167H90ZM90 168L88 169V170H90ZM95 168V167H94ZM98 168V167H97ZM97 168H96V170H97ZM112 168V167H111ZM124 168V167H123ZM133 168V167H132ZM139 168L141 169V167L139 166ZM138 167L137 168H135V169H138V170H140ZM4 169V168H3ZM57 169V168H56ZM55 169V170H56ZM71 169V168H70ZM73 169V168H72ZM101 169V168H100ZM113 169V168H112ZM1 170H2V168H1ZM102 171L104 170L105 171V174H106V171H108V170H105V169H101ZM259 170H260V168H259ZM258 170V171H259ZM263 170V169H262ZM29 171H30V169H29ZM79 171V170H78ZM78 171H77V173H78ZM85 171H86V173H87V167H86V169H85ZM93 171H95V170H93ZM113 171V170H112ZM120 171V170H119ZM133 171V170H132ZM135 171V170H134ZM143 171V170H142ZM261 171V170H260ZM69 172V171H68ZM96 172V171H95ZM113 172H115V173H117L116 172V170L115 171H113ZM113 172L112 173H110V175L112 176V178L113 177H115V178H118V176L116 177V175H114L113 176ZM121 172V174H122V172L124 173V170L123 171H120ZM131 172V171H130ZM148 172V173H149ZM33 173V172H32ZM55 173V172H54ZM59 173V172H58ZM81 173V172H80ZM86 173H85V175H86ZM100 173H102L101 171H100ZM114 173V174H115ZM127 173H129V172H127ZM137 172H135V174H136ZM139 173H141V172H139ZM144 172H142V174H143ZM202 173L204 174V175H202ZM242 173H244V174H242ZM245 173H247V174H249L250 175V180H249V182H248V184H247V187H246V189H245V191H244V196L242 195V192H240L241 190H242V187H243V185H245V180H246V178H247V176L245 175ZM263 174H264V172H262ZM6 174H8V173H6ZM56 174H57V171H56ZM55 174V175H56ZM61 175H63L64 173H60ZM82 174H84V173H82ZM90 173H88V175H89ZM96 174V173H95ZM94 174V175H95ZM103 174V173H102ZM104 174V175H105ZM108 174V173H107ZM192 174V175H191ZM2 175V174H1ZM17 175V174H16ZM39 175V174H38ZM79 175H81V174H79ZM84 175V176H85ZM125 175V174H124ZM148 175V174H147ZM260 175V174H259ZM258 175V178H260V176ZM3 176V175H2ZM6 176V175H5ZM40 176V175H39ZM53 176V175H52ZM90 176H91V174H90ZM109 176V175H108ZM108 176H106V177H108ZM129 176V175H128ZM127 176V177H128ZM134 176V175H133ZM212 176V175H211ZM257 176V175H256ZM12 177H14V176H12ZM16 177V176H15ZM55 177V176H54ZM77 177V176H76ZM94 177V176H93ZM103 178H105L104 176H102ZM126 177V178H127ZM136 177V176H135ZM135 177H133L134 178V180L136 179ZM140 177V176H139ZM1 178V177H0ZM23 178V177H22ZM78 178V177H77ZM85 178V177H84ZM96 179L98 178V177H95ZM109 178V177H108ZM133 178H131V179H133ZM6 179V178H5ZM17 179V178H16ZM53 179V178H52ZM78 179H80V178H78ZM83 179V178H82ZM87 179H89V178H87ZM98 179H100V178H98ZM106 179V178H105ZM110 179V181H109V183H108V180ZM108 180H106L107 182V184H110V186L108 185L107 186V184H105V182L103 183V182H101L100 180H102V179H100L99 181H100V184L99 185H103L104 186V184L106 185V188L107 187H111V177L109 178ZM119 179V178H118ZM117 179V180H118ZM122 179V178H121ZM130 179V178H129ZM147 179H148V177H147ZM159 179V180H158ZM177 179V178H176ZM76 180V179H75ZM86 180V179H85ZM93 180V179H92ZM95 180V179H94ZM93 180V181H94ZM115 180V179H114ZM114 180H112V182H114ZM137 180V179H136ZM5 181V180H4ZM23 181V180H22ZM25 181V180H24ZM79 181V180H78ZM77 181V182H78ZM84 181V180H83ZM103 181V180H102ZM116 181V180H115ZM119 181V180H118ZM118 181H116L117 182V184L120 182H118ZM127 181V180H126ZM129 181V180H128ZM133 181V180H132ZM131 181V182H132ZM139 181V180H138ZM261 181V180H260ZM20 182H21V180H20ZM82 182V181H81ZM80 182V183H81ZM85 182V181H84ZM83 182V183H84ZM87 182V181H86ZM89 182V181H88ZM115 182V183H116ZM123 182V181H122ZM135 182V181H134ZM19 182H17V184H18ZM76 183V182H75ZM80 183H78V184H80ZM96 183V182H95ZM103 183V184H102ZM133 183V182H132ZM155 183V182H154ZM172 183H174L175 184V186H176V189H174V191L176 190V196H175V194H174V196L175 197H173V201L172 202H169L168 201V198H166V190H169V189H167L168 187H169V185L170 184H172ZM4 184V183H3ZM64 184V183H63ZM65 184H67V183H65ZM73 184V183H72ZM88 184V183H87ZM97 184V183H96ZM127 184V183H126ZM135 184V183H134ZM137 184H139V183H137ZM156 184H157V182H156ZM12 185V184H11ZM69 185V184H68ZM71 185V184H70ZM81 185H85V184H81ZM80 185V186H81ZM116 185V184H115ZM127 185H129V184H127ZM132 185V184H131ZM152 185H153V182H152ZM173 185V184H172ZM189 185V184H188ZM187 185V186H188ZM65 186V185H64ZM67 186V185H66ZM86 186V185H85ZM89 186V185H88ZM88 186H87V188H88ZM98 186V185H97ZM96 186V187H97ZM102 186V187H103ZM123 186V187H124ZM137 186V185H136ZM157 186V188H159ZM174 186V185H173ZM184 186V187H183ZM215 186V187H216ZM3 187V186H2ZM73 187V186H72ZM91 187V186H90ZM94 187V186H93ZM102 187H100V189L102 188ZM116 187V186H115ZM118 187V186H117ZM121 186H119V188H120ZM130 187V186H129ZM78 188V187H77ZM81 188H82V186H81ZM92 188V187H91ZM104 188V187H103ZM112 188V187H111ZM118 188V189H119ZM126 188H128V189H126ZM139 188H140V186H139ZM207 188V189H206ZM80 189V188H79ZM109 189V188H108ZM113 190H114V187L112 188ZM135 189V188H134ZM136 189H138V188H136ZM156 189V188H155ZM219 189V188H218ZM73 190V189H72ZM75 190V189H74ZM82 190V189H81ZM97 190V189H96ZM107 190V189H106ZM110 190V189H109ZM112 190V191H113ZM157 190V189H156ZM155 190V191H156ZM100 191H102L103 192V190H100ZM98 192V191H96V192H98V193H95V196L94 197H96V194H99L100 195V193L101 192ZM111 191V190H110ZM109 191V192H110ZM116 191V190H115ZM119 192H120V190H118ZM158 191V190H157ZM2 192V191H1ZM73 192V191H72ZM76 192V191H75ZM79 192V191H78ZM85 192H86V189H85ZM84 192V194H88V197H89V193H85ZM89 192H91V191H89ZM108 192V193H109ZM92 193V192H91ZM91 193H90V195H91ZM106 193V192H105ZM108 193H106V194H108ZM111 193V192H110ZM110 193H109V195H110ZM114 193V192H113ZM117 193V192H116ZM237 193V194H236ZM76 194V193H75ZM78 194H80V192L78 193ZM82 194V193H81ZM80 194V195H81ZM93 194V193H92ZM102 194V193H101ZM112 194V193H111ZM150 194V193H149ZM70 195V194H69ZM80 195L77 197V195L75 196V197H77V198H79L80 197ZM118 195V194H117ZM85 196V195H84ZM8 197V196H7ZM70 197V196H69ZM87 197V196H86ZM85 197V198H86ZM94 197H93V195H92V197L91 198H93L94 199ZM111 197V196H110ZM114 197V196H113ZM220 197V196H219ZM5 198V197H4ZM102 197H101V195H100V199H101ZM147 198V197H146ZM146 198L144 199V200H146ZM152 198V197H151ZM6 199V198H5ZM11 199H12V197H11ZM57 199H59V198H57ZM70 199V198H69ZM73 199V198H72ZM92 199V200H93ZM99 199V198H98ZM104 199V201H105V197L103 198ZM103 199H102V201H103ZM111 199V198H110ZM110 199H109V202H110ZM197 199V200H196ZM82 200V199H81ZM80 200V201H81ZM83 200H85V199H83ZM90 200V199H89ZM96 200H97V198H96ZM211 201L210 203L211 204H209V201ZM220 200V199H219ZM232 200V201H233ZM53 201H54V199H53ZM69 201H71V200H69ZM76 202H78L77 200H75ZM75 201H73L74 203H75ZM99 201V200H98ZM114 201V200H113ZM208 201V202H207ZM217 201H218V199H217ZM230 201H231V198H230ZM9 202V201H8ZM52 202V201H51ZM72 202V201H71ZM70 202V203H71ZM83 203H84V201H82ZM94 202V201H93ZM214 202V203H213ZM219 202V201H218ZM6 203H7V201H6ZM11 203V202H10ZM86 203V202H85ZM91 203V202H90ZM112 203V202H111ZM240 203V202H239ZM50 204V203H49ZM65 204V203H64ZM81 204V203H80ZM94 204V203H93ZM102 204V203H101ZM12 205V204H11ZM67 205V204H66ZM65 205V206H66ZM70 205V204H69ZM73 204H71V206H72ZM74 205H76V204H74ZM87 205H88V203H87ZM96 205V204H95ZM113 205V204H112ZM113 205V206H114ZM142 205H145V206H143V208H142ZM2 206V205H1ZM4 206V205H3ZM10 206V205H9ZM54 206V205H53ZM61 206V205H60ZM79 206V205H78ZM90 207L92 206V205H89ZM89 206H87V208H89ZM105 206V207H106ZM7 207V206H6ZM48 207V206H47ZM50 207V206H49ZM69 207V206H68ZM218 207H220L219 206V204H218ZM235 207V208H236ZM52 208V207H51ZM70 208V207H69ZM71 208H73V207H71ZM75 208V207H74ZM80 207H78L77 209H74L75 210V212L76 213H78L79 211H78V209H79ZM83 208H85L86 209V207H83ZM93 208V207H92ZM95 208H97V207H94V210H96ZM100 208V210H101V207H99ZM110 208V207H109ZM9 209V208H8ZM61 209H62V207H61ZM82 209V208H81ZM103 209V208H102ZM106 209H108V207L106 208ZM111 209V210H112ZM147 209V210H148ZM220 209V208H219ZM13 210V209H12ZM53 210V209H52ZM58 210H59V208H58ZM57 210V211H58ZM69 210V209H68ZM73 210V211H74ZM78 212H77V211ZM80 210V209H79ZM98 210V209H97ZM99 210V211H100ZM110 210V209H109ZM232 210V211H233ZM86 211V210H85ZM93 211V210H92ZM98 211V212H99ZM106 211H108V210H106ZM236 211V212H235ZM9 212V211H8ZM13 212V211H12ZM48 212H50V211H48ZM56 212V211H55ZM88 212V211H87ZM96 212V211H95ZM103 212V211H102ZM143 212L145 213V214H147V215H145L144 214V216H142L143 215ZM214 212V211H213ZM61 213V212H60ZM68 213V212H67ZM71 213H72V210H71ZM81 213V212H80ZM82 213H83V211H82ZM89 213V212H88ZM87 213V214H88ZM110 213V212H109ZM218 213V212H217ZM216 213V214H217ZM13 214V213H12ZM16 214V213H15ZM46 214V213H45ZM51 214H52V211H51ZM66 214V213H65ZM64 214V215H65ZM74 214V213H73ZM84 214V213H83ZM101 214V213H100ZM233 214V215H234ZM54 215H56V214H54ZM57 215H58V213H57ZM70 215V214H69ZM75 215V214H74ZM74 215H71V216H74ZM105 215V214H104ZM106 215H107V212H106ZM111 215V214H110ZM110 215H107L108 217L110 216ZM174 215V214H173ZM222 215V214H221ZM45 216H48V215H45ZM53 216V215H52ZM79 216V215H78ZM91 216V215H90ZM94 216V215H93ZM98 216V215H97ZM145 216H147L146 218H144ZM175 216V217H176ZM224 216V215H223ZM223 216H222V218H223ZM232 216V215H231ZM42 217H44V216H42ZM56 217V216H55ZM61 217V216H60ZM65 217V216H64ZM67 217V216H66ZM86 217H87V215H86ZM99 217V216H98ZM40 218V217H39ZM51 218V217H50ZM68 218V217H67ZM79 218V217H78ZM95 218H97V217H95ZM109 218H111V217H109ZM108 218V219H109ZM226 218V217H225ZM227 218H229V217H227ZM41 219V218H40ZM45 219V218H44ZM56 219V218H55ZM65 219V218H64ZM71 219V218H70ZM93 219V218H92ZM103 219V218H102ZM104 219H105V217H104ZM143 219V220H142ZM231 219V218H230ZM234 219V220H235ZM48 220H49V218H48ZM66 220H68V219H66ZM88 220H89V218H88ZM91 220V219H90ZM96 220V219H95ZM95 220H94V223L93 224H95ZM45 221H46V219H45ZM63 221V220H62ZM71 221L72 220H70V226L72 227L73 225V223H71ZM97 221V220H96ZM217 221V220H216ZM230 221V220H229ZM51 222V221H50ZM57 222V221H56ZM55 222V223H56ZM77 222V221H76ZM90 222H92V221H90ZM99 222V221H98ZM104 222V221H103ZM232 222H234V221H232ZM46 223V222H45ZM68 223V222H67ZM78 223H76V224H78ZM105 223V222H104ZM104 223H102V224H104ZM140 223V224H139ZM228 223V222H227ZM235 223H236V221H235ZM50 224V223H49ZM64 224V223H63ZM107 224H108V221H107ZM139 224V225H138ZM213 224V225H212ZM229 224H230V222H229ZM237 224H235V225H237ZM43 225V224H42ZM48 225V224H47ZM51 225V224H50ZM60 225V224H59ZM75 225V224H74ZM106 225V224H105ZM205 225V226H206ZM212 225V226H211ZM234 225V224H233ZM64 226H65V224H64ZM67 226H68V224H67ZM94 226V225H93ZM231 226H232V224H231ZM231 226H230V228H231ZM240 226H242V224L240 225ZM48 227V226H47ZM52 227V226H51ZM57 227V226H56ZM103 227V226H102ZM210 227H208V228H210ZM69 228V227H68ZM67 228V229H68ZM99 228V227H98ZM141 228V227H140ZM242 228V227H241ZM241 228H239V225L238 226H232V228H231V232H233V233H235L234 235H238V236H240V234L241 233H243L242 232V230H241ZM52 229V228H51ZM94 229H97V228H95L94 227ZM104 229V228H103ZM142 229V228H141ZM140 229V230H141ZM54 230V229H53ZM131 230V229H130ZM139 230V231H140ZM245 230V229H244ZM62 231H63V229H62ZM67 231V230H66ZM72 231V230H71ZM104 230H103V232H105ZM127 231V230H126ZM64 232L65 231H63V234H64ZM72 232H74V231H72ZM124 232V231H123ZM47 233V234H48ZM71 233V232H70ZM125 233V232H124ZM128 233V232H127ZM141 233V232H140ZM139 232H137V233H134V234H137L136 236H135V239L132 241V243L131 244H129V246H127L126 245V247H123L122 248V250H121V252H120V254H119V257L118 256H115L114 257V255L112 256V257H110L109 258V261H107V263H104V264H150L149 263V260H147V259H145V258H142L141 259V257L139 258V254L140 253H142L141 252V249L142 248H140L142 245V238L140 237V234ZM245 233H246V231H245ZM250 233V232H249ZM6 234V233H5ZM9 234V233H8ZM7 234V235H8ZM15 234V233H14ZM68 234H69V232H68ZM72 234V233H71ZM70 234V237L72 236ZM74 234V235H75ZM133 234V233H132ZM247 234V233H246ZM43 235H44V233H43ZM58 235V234H57ZM79 235V236H78ZM245 235V234H244ZM250 235V236H251ZM248 236H249V234H248ZM6 237V236H5ZM67 237V236H66ZM251 237H253V236H251ZM257 237V236H256ZM260 237V236H259ZM4 238V237H3ZM8 238V237H7ZM12 238V237H11ZM14 238V237H13ZM45 238V237H44ZM65 238V237H64ZM68 238H69V235H68ZM72 238V237H71ZM141 238V239H140ZM261 238V237H260ZM16 239V238H15ZM59 239V240H58ZM66 239V238H65ZM127 239V238H126ZM241 239V238H240ZM259 239V238H258ZM261 239H263V238H261ZM5 240V239H4ZM7 240V239H6ZM49 240V239H48ZM73 240H74V238H73ZM129 240V239H128ZM248 240V239H247ZM11 241V240H10ZM10 241H9V243H10ZM68 241H70V240H67V243H68ZM77 241V240H76ZM122 241V242H121ZM125 241V240H124ZM7 242V241H6ZM5 242V243H6ZM127 242V241H126ZM233 242V241H232ZM247 242V241H246ZM35 243V242H34ZM260 243V242H259ZM124 244H125V242H124ZM258 244V243H257ZM9 245V244H8ZM12 245V244H11ZM48 245V244H47ZM141 245V246H140ZM225 245V244H224ZM33 246V245H32ZM119 246V245H118ZM235 246V245H234ZM12 247V246H11ZM113 247V248H112ZM202 247V248H201ZM2 248V247H1ZM33 248V247H32ZM31 248V249H32ZM49 248V247H48ZM62 248H65V252H66V249H67V251H68V255L66 254V259H64L63 258V256H61L62 255V253L60 252V250L62 249ZM14 249V248H13ZM5 250V249H4ZM7 250V249H6ZM5 250V251H6ZM64 250V249H63ZM101 250V249H100ZM105 250V251H106ZM107 250V251H108ZM143 250V249H142ZM201 250V251H200ZM206 250H208V249H206ZM257 250H259V249H257ZM27 251H29V250H27ZM31 251V250H30ZM62 251V250H61ZM104 251V250H103ZM106 251V252H107ZM120 251V250H119ZM248 251V250H247ZM252 251V250H251ZM34 252V251H33ZM117 252V251H116ZM200 252V253H199ZM263 252V251H262ZM6 253V252H5ZM4 253V254H5ZM102 254H103V252H101ZM101 253H99V254H101ZM112 252H110V254H111ZM245 253V252H244ZM259 253H261V252H259ZM65 254H64V256H65ZM109 254V255H110ZM117 254V253H116ZM117 254V255H118ZM207 254V253H206ZM104 255H106V253L104 254ZM108 255V256H109ZM33 256H35L34 254H33ZM40 256V255H39ZM42 256V255H41ZM99 256V255H98ZM142 256V255H141ZM255 256V255H254ZM264 256V255H263ZM10 257V256H9ZM36 257V256H35ZM232 257V256H231ZM98 258V259H97ZM233 258V257H232ZM106 259V258H105ZM24 260V259H23ZM39 260V259H38ZM41 260V259H40ZM43 260V259H42ZM41 260V261H42ZM33 261H35V260H33ZM105 261V260H104ZM37 263V262H36ZM39 263V262H38ZM45 263V262H44ZM253 263V262H252ZM102 264V263H101ZM213 264V263H212ZM256 264V263H255Z\"/></svg>",
	"mask_w": 264,
	"mask_h": 264
},
{
	"label": "crops",
	"instance_id": "0c3cea01",
	"mask_svg": "<svg viewBox=\"0 0 264 264\" xmlns=\"http://www.w3.org/2000/svg\"><path fill=\"white\" fill-rule=\"evenodd\" d=\"M181 4L182 0L179 2L157 0L155 9L147 8L146 3L144 10L145 30L149 32L147 36L149 41L145 49L146 56L150 55L148 57L150 66L172 75L185 76L176 85L175 106L168 115L157 118L158 120L154 118L162 123L159 131L156 132L151 127L147 135L138 136L142 142L145 141V149L139 150V157L148 156L149 145L157 143V148L149 159V169L153 172H158L161 166L159 163L165 159L177 163L187 144L196 148L203 145L205 149H210L220 135L231 137L239 128L231 119L234 118L246 95L254 73L259 68L264 69V0H211L213 14L226 17L234 15L241 20L235 43L220 71L217 68L220 67L221 59L213 58L214 49L216 43L228 36L231 31L227 29L186 31L180 27ZM210 62L215 65L213 63L210 65ZM215 66L217 67L213 68ZM210 69H213V72ZM212 74H215V77ZM177 78L179 77L176 76V83ZM258 96L259 94L256 98ZM256 98L242 127L258 110ZM232 128L234 131L230 134ZM144 136L146 137L143 139ZM205 158L204 152H200L194 161L202 164ZM252 202L253 207L260 210L261 203L255 196ZM165 221L163 225L166 224L167 229L171 227L193 236L203 234L200 227H196L193 232L189 224L171 219ZM156 238L153 233L146 231L143 234V248L148 258L160 260L165 258V253L168 255L172 245H161L160 242V249L157 250Z\"/></svg>",
	"mask_w": 264,
	"mask_h": 264
}]
</instances>
